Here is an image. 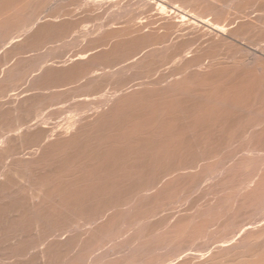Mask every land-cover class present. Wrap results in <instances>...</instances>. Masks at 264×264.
<instances>
[{
    "label": "bare ground",
    "instance_id": "1",
    "mask_svg": "<svg viewBox=\"0 0 264 264\" xmlns=\"http://www.w3.org/2000/svg\"><path fill=\"white\" fill-rule=\"evenodd\" d=\"M75 1H77V0H75ZM80 1H82V0H80ZM115 1H117V0H113V1H111V0H91V3H92V6H95V5L97 6L100 3L104 4L105 6H107L106 4H108L110 6L111 4H113V2L115 4L116 3ZM118 1L119 2L116 3V5H118V6H116L118 11L114 9L115 11H117L116 12L117 15L114 16L115 18H110L111 19L110 22L111 21L112 22L107 26L108 28L106 27L107 30L109 29V31L107 32L108 34L106 33L107 34L106 35L104 32V30H106V29L102 30L106 25L103 28L101 27V31L104 32L106 39L110 40L114 37L115 39L118 38L119 41L117 40L116 43L114 44L115 41H113V40H115V39H112V40H110V42L112 41L113 45H111V43L109 41H107V42H109V44H107V43L102 44L103 48L97 47L95 45L96 47L93 46L94 48H92L90 50L87 49L86 47H84L85 46L84 45L83 47L85 49H87L88 51L86 53H82V54L76 53L74 56L71 55V56H73L72 58H70L71 61L72 62L74 61L76 63H74V65L72 63H70L72 65H69V66L70 67L73 66V67L70 68L71 70L68 68L66 70L71 71V72L68 71L69 79L75 77V80H76V78L78 79V77H81V76L83 78L85 77L86 79L87 78L90 79L89 80L90 82L92 81L91 79H96V80L98 79L97 80L98 82H96V80H93L90 83V86L93 87L96 85L95 88L100 90L101 88H99V87H103V86L107 87V86H105V82H107V81L109 82L110 85H112L109 80H112L111 76H113V73H114V75L115 74H121V73H118L117 71H114L115 69H113V68H112L113 70L111 71V66L109 68H108V66L106 67L110 71L106 70L105 72H101V70L106 69V68H102V67L104 65L106 66L107 63H109L111 65V63L113 64V63L117 62V59L119 58L121 61H119V59H118V63L120 62L121 64L123 63L124 65H126V67L124 65L122 67L126 68L127 73H128V70L132 68L131 66L130 67L128 66L129 64H132L134 66V69H137V70H134L135 73L133 72L136 79L130 80V82L128 81V83H127V80H129V79H127V80L125 79L126 82L124 80H122L123 83H120V82L118 83V81L116 80L117 81L116 87L118 86L119 89H118V87L115 88V85H114L113 88H115V90H117V92L115 94H113L112 96H109V97H108V95H109L108 92H107L108 93L107 95L104 93L105 96H102V94H101V98L98 97V99H100V103L99 102L97 103L95 101L97 104H100L99 106L97 105L98 106V109L96 108L97 110L95 109V111H93V112H92L93 109L90 110L92 113L90 112V114H88L89 116H87L86 114H85L86 116L84 114L80 115L77 113V110H76V113L78 115H80L78 118H75V120L73 119V121H70L69 123H67L68 121H66V126H63L61 128L59 127L60 129L57 128L58 130L54 127L56 130L53 129V132H52L51 128H50L51 130H48L49 129V128H47L48 126H44L43 123H42V125H43L44 129L41 126V124H39L40 127L43 129V130L41 129V131H40V129H39L40 127H38L39 125L35 126L37 120H33L34 122L32 121V123L28 122L29 126L32 125L33 127L34 126L36 127L35 128L36 130L38 129V132L36 131L38 134V135L36 134L37 138H34V141H35V139L37 140V143H36L37 145H35L33 143V145H35L37 147L35 148V146H34L31 148H28L29 153L26 151L27 153H25V154H28V155H25V157H23V153H24V152L22 153L23 149H19L18 150L19 152L14 151V150H13L14 152H11V150L6 148L4 143H6V142L9 143L8 135L6 138L2 137V139H0V158L3 160L2 161L0 159L1 160L0 168L2 167V170H0V196L2 193H4V195L7 194L6 196H8V194H9L8 191H9V189H11V187H10L11 185H12V187L16 186L18 189L22 190L23 186H27V182L30 183V185L27 186V189L29 187L28 194H27V191H24L26 188L24 187L25 189H23L24 193L26 194V197H25V195H23L24 194L23 192H20V195L22 194L24 197H22V195L21 196L16 195L17 190H14L15 192H13V193H15V194H14V197L11 196V199H12V197L15 199V197L18 196V197H16L17 201L13 204L11 203L12 205L11 204H9V205L12 206L13 210L16 211V213H18V214L23 213V215L26 218H29L31 215L34 216V217H31V218H33L31 223L35 224L34 225L35 230L36 229L38 230V228L41 227L39 230L40 233H41V230L43 229L42 227L45 226V224H47V223L48 224L50 223V225H51V222L55 218H57L56 221H58V219H59V221L61 223L63 221L64 224L63 223L62 224L65 225L64 221H69L71 219L70 218L69 220H67L65 218L73 217L74 212L76 213L75 216L77 215V217H78V215H81L83 217V220H84V222H83L84 225H87L85 227V231H84V235L86 236V238H85V236H83V235L82 236L87 240V242H91V243L85 242L86 244H83V245L80 244L83 241V237L82 238L80 237L82 240L79 244H77L79 246L78 247L73 246L74 248H77V251H78V254L74 255V259H76V260H72V262L71 263L69 262V264H97V263L99 264V262L100 263L102 262L103 257H105V259L104 258L103 259L105 260V262H107L106 254L101 255L102 254L101 253L102 248L101 249L99 248L100 246L102 247L101 241L102 242L105 241L104 239H106V238H116L117 236L120 237L121 234L126 235V233L128 234L129 232H132V231L136 232V234H133V235H135L134 239L135 238L136 239L135 240L133 239L134 241L132 243L136 242L134 244H137L138 240L141 241V244H140V242L138 244H140V247L142 246L143 249H146L143 247V245L145 247L147 246L149 253H147V251H146L145 253H147V255H145L142 251H139V253H140L139 254L140 256H139V255H137V252L132 247L133 250L135 251V254H136L135 256L131 257L132 259H130L129 257L128 258L123 257L124 260L121 259V261L119 260L117 262L115 260L118 259L117 257L119 255H117L118 253H116V254L114 253L117 256L113 257L114 262L112 260L109 262L110 264H264V147L262 148V145H264V65L263 64L261 65L260 64L261 62H260L259 64L261 66L260 65L258 66L255 64L256 65V67H255V66H253V63H255L254 62L255 60H254L252 62V66L249 65V61H248V66L253 67V68H248V66L243 67L244 64L237 62V61H235V62L233 61L234 57H235L234 55H233L234 57L232 60L234 62L233 63L232 61H229V59L227 60L226 59L227 57L225 58V56L222 55L223 53H221L223 48H225L224 47L225 44L228 45V43H230L229 45H231V43H232L233 46H234V44L238 45L239 41L241 43V41L244 38H245V41L247 42L246 39H248V38L242 37L243 38L242 39L241 35L245 34V36H246L247 32L251 33L249 31H252L254 29L257 30V27H260L262 30H264V12L263 11L259 12L257 10L251 11L249 9V7L251 5L249 7H246L249 4H251L253 2V0H244L245 2L242 0L243 3H242V1L239 0L240 3H242L241 5L239 4V6H238L239 8H241V9L238 8L239 11L242 12L248 8L251 12L247 13V11L245 10L246 12H244V13L240 12V14H239L238 13L239 11L236 10V12L238 11L237 13L239 14V16L238 15H237V17L234 16L235 18L231 19L232 21L229 19V23L228 24L225 23V25H223L220 23L222 20L219 22L216 19L218 16L217 17L215 16L216 14L221 15V13L223 11L221 13H218V11L221 10L223 7L221 9L218 8L219 10L215 8V10H217L216 14H215L216 11L215 12L213 11L215 15H213L211 13L212 11L210 10V14H212L214 18L216 17L215 18L216 20H214V21H210L211 19L207 20V18H205L204 16H201V15H200V17L199 16L196 17L195 15H197V14L194 15L191 13L192 11L191 12L186 11L187 7H185L184 5L187 3H191V2L193 3L195 0H171L169 2L166 1L167 2L166 7L162 6L163 3H162V5H160L159 0H158L159 3H157L156 0H118ZM210 1L215 2V0H210ZM39 2L40 1L38 0V3ZM47 2H48V4H47ZM51 2H55V0H49L46 2L44 0V2L42 4L44 6V3H46L47 5L50 6ZM64 2H66V1H64ZM72 2H74V1H72ZM166 2H164V4ZM195 2L197 3V0ZM221 2L217 1L216 3L218 4ZM224 2H226V1H224ZM33 3L34 2L32 0H0V16H1L0 19L3 17L0 21V27H1V29H4V30L6 29L7 31H12V32H10L11 34L15 33L14 36L11 35L10 38H8L9 35H8V37L4 36V34H2L4 32V30H3V32L1 30L2 33H0V36L3 35L1 37L8 38L7 40L2 38V40H5L4 42L2 41L4 44L3 43L0 44V45H3V48H4V49L2 48L3 50H5L6 47L8 48L13 43L14 44L18 43L19 40H17V39L19 38V36L26 38L25 36H23V35H26L28 38H30V39H27L26 41H29V40L31 41V38H35V40H36V38H37V40L41 39L40 36H42V35H44V37H42V38L45 39L47 35L52 34L51 37L54 36L55 32H58L61 34L65 33V31L63 32V30H62L64 28V26L62 25L63 23L61 24V26H59L60 24L58 25V23L55 24L53 22V19H54L53 17H51L52 22L50 20L51 23H49V19L46 18L47 15L44 17V16H41L40 14L39 15L35 14L37 16L36 17L34 14H32V12H33L32 7H35L37 5V3H34L35 5H33ZM177 3H178V5H177ZM183 3H185V4H183ZM196 3H194V4L195 5L198 4V7H199V3H197V4ZM207 3L210 4V2H207ZM235 3L238 4L237 1ZM75 4H76V2H75ZM217 4L214 3L213 5L208 6V8L211 9L213 6H215ZM222 4H223V2H222ZM76 5H78V4H76ZM104 5H102V6H104ZM188 5H186V6H188ZM191 5L192 4H190V6ZM234 5L235 4H233V6ZM63 6H64V4H63ZM202 6H203V4H202ZM233 6H231V7H233ZM27 7H31L30 13H29V10L28 11L25 10V12L26 13L28 12L29 14H32L34 16L33 20L30 19L31 21L27 19L28 17L30 18V15H27L28 16L27 17L26 13L25 14L23 13L24 9H30ZM48 7L46 9H48ZM72 7H73V5H72ZM74 7H76V6H74ZM108 7H106V8H108ZM184 7H185V9H184ZM218 7H220L219 4H218ZM253 7H254V5H253ZM256 7L258 9V6H256ZM262 7H263V5H262ZM36 8H38V7L36 6ZM63 8H65V7H63ZM67 8H68V6H67ZM80 8L78 10H80ZM97 8H99V7H97ZM191 8H193V7H191ZM259 8H261V6ZM51 9H52V7H51ZM57 9H59V7ZM74 9H76V8H74ZM81 9H83V8H81ZM226 9H228V8H226ZM235 9H237V6L234 8V10ZM55 10H52V12ZM84 10H85V8H84ZM86 10H88V9H86ZM90 10L92 11V9H90ZM107 10L105 9L104 12ZM194 10L195 9L193 8V11ZM207 10L209 11V9H207ZM207 10H205V12ZM224 10H225V8H224ZM231 10H232V8H231ZM231 10H229L228 13L231 12ZM56 11H57V13L59 12L58 10H56ZM198 11H200V10H198ZM198 11H196V13H198ZM202 11H204V10H202ZM38 12L39 13L41 12V8ZM78 12L76 13V15L78 14ZM34 13H36V12H34ZM48 13L51 14V11ZM59 13H61V10ZM62 13H63V11H62ZM21 14H22V16L25 15L26 18H23L21 16ZM41 14H42V12H41ZM79 14L81 15V13H79ZM98 14L100 16V13H98ZM103 14L105 15V13H103ZM112 14H113V12H112ZM203 14H205V16H208V17L210 15V14L206 15L208 13H203ZM57 15H59V14H57ZM104 15H102V17ZM222 15H223V13H222ZM15 16H16V18H15ZM17 16L18 17L21 16L23 19L21 17H20V19H22L23 22ZM52 16H54V15H52ZM68 16H70V14H68ZM56 17L58 18V16H56ZM65 17H64V19H65ZM90 17H91V15H90ZM92 17H93V15H92ZM92 17H91V19H92ZM112 17H113V15H112ZM45 18H46V20H48L47 23L44 22ZM69 18H71V17H69ZM95 18H97V17H95ZM107 18H108V16H107ZM232 18H233V16H232ZM24 19H27V22H29V23L28 24L24 23V22H26V21H24ZM100 19H102V18H100ZM120 19L123 21H120ZM73 20L74 19H72V21ZM81 20H82V18L78 21L79 22L78 24H81L80 23ZM117 20L120 21V22L119 21L117 22L118 25H117V23H115V21H117ZM212 20H213V18H212ZM43 22H44V24H42ZM61 22H63V21H61ZM68 22H69V20H68ZM68 22H66V23H68ZM71 24H73V23H71ZM102 25H103V23H102ZM66 26H67V24H66ZM81 26H82V24H81ZM66 28L67 27H65V29ZM80 28H83V27H80ZM260 28L258 29V31H260ZM70 29H71V33H73L72 32L73 30H76V29H72L71 26H70ZM195 29L196 30L200 29V31L201 30L202 31L200 33L198 30L199 33L197 32L198 33L197 34V33H195ZM6 30H5V32L8 34L9 32H7ZM99 30H100V28H99ZM193 30H194V32H193ZM95 31H98V29H96ZM29 32L32 33L30 35L31 37L28 36L30 34ZM262 32H264V31H261L260 33H262ZM6 33H5V35H7ZM16 33H19L20 35L19 34L17 35ZM81 33H83V32H81ZM86 33H87V31H86ZM255 33H256V31H255ZM76 34H77V31H76ZM94 34H96V33L93 32V38H95V41H97L96 37H94ZM104 34L102 33V35H104ZM256 34H258V32ZM262 34H261V36H262ZM80 35H82V34H80ZM86 35H85V37H86ZM90 36L92 39V35H90ZM96 36L98 37V35H96ZM261 36H260V38H261ZM47 37L48 38H46V39H52L49 36H47ZM75 37H77V36H75ZM75 37L73 38V41H75L74 40ZM79 37L80 36L78 35L77 38H79ZM87 37H88V35H87ZM99 37L101 38V34L99 35ZM108 37H110V38H108ZM253 37L254 36H252V40H253ZM105 38H104V40L106 41ZM91 39L89 38V40H91ZM238 39H242V40H238ZM256 39H258V38H254V40H256ZM35 40H34V42L36 44L37 41H35ZM41 40H43V39H41ZM41 40H39V42H37L38 45L46 43L45 40H43L44 42L43 41L41 42ZM71 40H70V43L72 45ZM54 41H57V40H54ZM64 41H65V39H64ZM76 41H78V39ZM105 41H104V43H105ZM250 41L251 40H249L247 43H250ZM29 42H27V43H29ZM34 42H30L29 44L31 45ZM40 42H41V44H39ZM60 42H62V41H60ZM79 42H81V44H82L83 41H79ZM79 42H78V44H79ZM86 42L90 44V41L88 42V40H87ZM22 43H20V44H22ZM52 43H55V42H52ZM73 43H75V42H73ZM247 43H246V45H247ZM35 44H32L31 46H34ZM99 44H98V46H101V44L100 45ZM38 45H35V46H38ZM51 45L52 46L54 45V47L56 45L59 46L58 43L56 45L55 44H51ZM63 45L64 44H62V46ZM66 45H68V44L66 43ZM73 45L75 46V44H73ZM73 45H72V47H73ZM236 45L232 48L238 47ZM14 46H16V45H14ZM58 46H56V47H58ZM60 46H61V44H60ZM240 46L242 47V45H240ZM255 46H257V45L255 44ZM56 47H55V49H56ZM88 47H89V45H88ZM243 47L241 49H243ZM14 48H16V47H14ZM47 48L50 49V47H47ZM59 48H62V47H59ZM98 48H100L102 51H100V49H98ZM226 48L224 50H226ZM248 48H246V49L248 50ZM261 48L263 49L264 45H262ZM25 49H27V48H25ZM30 49H31V47H30ZM251 49L254 51V52L251 51V53L256 54V52L260 53V51H262L264 54V51L260 50L259 46L251 48ZM84 50H82V51H84ZM232 50H234V49H232ZM11 51H15V50L13 49ZM39 51H40V49H39ZM235 51H237V50L235 49ZM23 52H26V50ZM31 52H33V51H31ZM43 52L40 54L42 55ZM46 53H49V52H46ZM224 53H225V51H224ZM251 53H249V54H251ZM36 54L37 53H35L34 55H36ZM232 54H233V51H232L231 55ZM245 54L247 55V53H245ZM245 54H244V56H245ZM21 55H23V54L21 53L20 56ZM242 55L240 54L239 56H242ZM251 55H248V56H251ZM28 56H29V54H28ZM38 56H39L38 58H40V55H38ZM222 56H224V58H222ZM11 57H13V56H11ZM11 57H9V59ZM50 57H52V56H49L48 58H50ZM262 57H263V55H262ZM59 58H61V56H59ZM242 58H243V56H242ZM19 59H17V60H19ZM28 59L26 61H29ZM36 59L37 58H35L34 61ZM42 59L44 61H42L43 63L40 62L42 65L39 64L40 65L39 69L42 67V71L44 69L48 70L47 68H45L46 65L44 63V62H47V60H45L46 58L45 59L41 58V60ZM67 59L70 60L68 57H67ZM246 59L248 60L249 58L247 57ZM257 60H258V58L256 59V61ZM9 61H6V62H9ZM23 61L25 62L24 59H23ZM34 61H33V63H35ZM38 61H40V60L38 59ZM238 61H241V60H238ZM12 62H13V60H12ZM14 62H16V61H14ZM51 62H52V60H51ZM20 63H21V65L23 64L22 61ZM57 63H58V66H60L59 64L62 62H60V63L57 62ZM13 64H12V66H13L12 70L15 67L18 68V66L20 65L19 64L16 66V64H18V62L15 65H13ZM30 64H32V62H30ZM30 64H29V66H30ZM50 64H52V63H50ZM101 64L102 65L104 64V65L102 66ZM121 64L119 67L117 66L118 69L121 67ZM7 65L8 64H6V67H7ZM21 65L19 67H21ZM35 65L33 68L37 67ZM99 65H100V67L101 66L102 67L101 68L99 67L100 69H97ZM25 66H26V64H25ZM61 66H63V65L61 64ZM114 66H115V64H114ZM114 66H112V67H114ZM8 67H9V65H8ZM47 67H49V65H47ZM65 68H66V65H65ZM65 68L62 67V69H65ZM124 68H122V69L120 68V70H118V71L123 72L122 70H124V73H125L126 70ZM60 69H59V71H60ZM5 70H6V72H9L10 74L12 73V72L8 71V69H5ZM26 70H29V69H26ZM26 70H24V71H26ZM98 70H100V72H98ZM31 71H29V74L31 73ZM35 71H36V69H35ZM52 71H53V69H52ZM1 72H5L4 69H2ZM17 72L19 73L18 69L15 70V72H13L12 75L15 76V73L18 74ZM60 72H63V71L61 70ZM60 72H58V73H60ZM43 73L46 74V72H42L41 74L43 75ZM10 74H7V75L10 76ZM20 74H21V70H20V73L18 75H20ZM12 75L10 77H13ZM62 75H64V73H62ZM8 76L5 78V80L11 79L12 81L9 80V83H7L10 85L11 82H13L11 84H14V82L16 81V79L18 77L19 78L22 77L20 79H23L24 75L18 76L17 78H14V77L9 78ZM27 76H28V73H27ZM32 76L35 77L34 75H32ZM46 76L49 77V75H46ZM102 76L106 79V80L105 79L102 80V81H104V83H102L104 85H102L101 82L99 83V80L102 79ZM125 76H126V74H125ZM125 76H123V77H125ZM128 76H130V75H128ZM54 77H56V76L54 75L53 78ZM65 77H67V76H65ZM68 77L66 78V80L68 79ZM115 77L116 76H114V79L117 78V77L116 78ZM119 77H121V76L119 75ZM123 77H121V78H123ZM27 78L25 79V81L27 80ZM40 78H41V76H40ZM99 78H101V79H99ZM127 78H130V77H127ZM131 78H132V76H131ZM0 79H2L1 76H0ZM13 79H15V81H13ZM20 79H17V81H22ZM35 79H36V77H35ZM59 79H60V77H59ZM79 79H81V78H79ZM36 80H38V79H36ZM44 80H46V79H44ZM49 81H51L50 83L52 85L54 84V82L52 83V81H54L53 79H51ZM49 81H47L46 85L48 84ZM57 81H55V82H57ZM62 81H64V80H62ZM0 82H1V80H0ZM3 82H5V81H3ZM7 82H8V80H7ZM31 82H33V80ZM87 82L88 81H86V83ZM35 83H37V82H35ZM44 83H45V81H44ZM56 84H59V83L57 82ZM68 84H66V85H68V86L71 85L70 83H68ZM79 84H80V82H79ZM79 84H78V88H79ZM88 84H89V82H88ZM1 85H2V83L0 84V86ZM24 85H25V83H24ZM40 85H42V83H40ZM43 85H45V84H43ZM49 85H47V86L49 87ZM75 85L77 86V83ZM22 86H21V88H22ZM68 86L65 87V90L68 88ZM86 86H87V84H86ZM125 86H127L128 88H125ZM12 87H11V89H12ZM25 87H26V85H25ZM29 87H32V86L30 85ZM33 87H36V86L34 85ZM46 87H44V88H46ZM53 87H55V86H53ZM59 87H61V86H59ZM59 87H57V90ZM70 87H72V86H70ZM1 88H0V90L2 92L0 91V97H2V98H0V99H3L4 95L7 96L6 93L8 92L10 94V96L12 94V97L8 96V97H10L8 99L9 103L11 101L15 102L14 99H16V97H14V96L17 95L18 91L16 92V94H14V93H11L12 91L10 92L8 89L3 90V88L2 89ZM80 88H82V87H80ZM17 89H19V88H17ZM46 89H48V88H46ZM71 89H72V91H73V89L75 90V88H73V87ZM89 89H91V87H89ZM89 89H88V91H89ZM25 90H26V88L24 89V91ZM38 90H40V87ZM51 90H54V89L51 88ZM79 90H78V92L80 93ZM99 90H98V92H99ZM103 90H104V88H103ZM43 91H42V93H43ZM62 91H60V92H62ZM81 91H82V89H81ZM33 92H34V90H33ZM66 92H67V94H69L68 91H66ZM85 92H87V91H85ZM92 92H94V91H92ZM112 92H115V91L112 90ZM57 93L59 94V92H57ZM89 93H91V91ZM96 94H97V92H96ZM22 95H23V93H22ZM54 95H56V94H54ZM54 95H52V98H54L53 97ZM61 95H63V94H61ZM72 95H74V94H72ZM98 95H99V93H98ZM65 96H67V95L65 94ZM17 97H19V96L17 95ZM75 97H77V96H75ZM19 98H17V99H19ZM58 98L59 99L55 98L53 100L55 101L57 99V101H59L61 99L60 96ZM70 98H68V100ZM79 98H80V101L83 100V99L81 100V98H83V96L82 97L79 96ZM35 99L36 98H34V100ZM66 99H67V97H66ZM90 99H92V98L90 97ZM98 99H97V101H98ZM8 100H7V102H8ZM44 100H46V99L44 98ZM48 100L52 101V99H50V98ZM5 101H2V102H5ZM57 101H56V104L58 103ZM87 101L83 102L82 105H80L81 107H84L83 111L80 110L81 113L86 111V109H88V105H87L86 109L84 106V103L88 104ZM2 102H1V105H2ZM52 103L53 104H51V105H54V102H52ZM79 103H81V102L78 101V104ZM93 103L89 102V104H92V105H93ZM43 104L46 105V103H43ZM74 104H75V102H74ZM3 105H4V103H3ZM15 105H13V107ZM51 105H50V107H52ZM6 106H4V107H6ZM42 106L40 107V104H39V109L49 107V105L48 106L46 105L45 107H42ZM25 107H27V106L25 105ZM28 107H31L30 104L28 105ZM9 108L10 107H8V109ZM16 108H20V107L16 106ZM60 108H62V107H60ZM76 108H77V106H76ZM10 109H13V108H10ZM50 109H52V108H50ZM77 109H79V108H77ZM25 110H27V108ZM36 110H38V109H36ZM3 111H5L4 108H3ZM23 111H20V112L22 113ZM29 111H30V109H29ZM6 112H8V111H6ZM87 112H89V110H87ZM16 114H19V113H16ZM8 115H10V114H7V116ZM13 115H14V113H13ZM35 115H33V116H35ZM33 116H31V117H33ZM74 116L76 117L77 115H74ZM2 117H1V119H2ZM10 117H12V116H9V118ZM18 117L20 118V116H18ZM18 117H16V118H18ZM31 117H29V118H31ZM35 118H36V116H35ZM28 119H26V121ZM70 119H72V118H70ZM21 120L24 121V119H21ZM12 123L14 124V122H12ZM1 124H2V122L0 121V125ZM18 124H21V123H18ZM33 124H35V125H33ZM51 125H53V124H49V126H51ZM14 126H12L13 127L12 130L14 129ZM24 126H22L23 128L18 127V129H14V131L16 130L15 134L11 133L13 131H11L10 128L9 129L11 132L10 131L9 132H10V134H13L16 136H18V134L21 132L20 133V134H22L21 137H23L24 135L27 136L28 133L25 132L26 133L25 134L23 132L24 133L23 134L22 129H23V131H25L27 128L29 129L30 127H28L26 125L27 126V127L25 126L26 129H24ZM60 126H62V125H60ZM258 128L260 129V131H257ZM4 129H3V133H4ZM30 129H29L30 132L33 131V129H31V130ZM241 129H242V131L244 129L247 130V131L245 130L246 132L245 131L242 132V133H244V134H242L244 136H242L240 133V135L242 137H245V135H247V137H245V138H248V136H249L248 134L251 133L250 134L251 136H249V140H248L249 142L246 139V141L251 146L261 145V148H257L258 146L247 148L246 147L247 145L245 144V138L241 139L244 142V145H246L245 148L242 147L243 143L239 140L241 137L238 138L239 141L235 139V136L237 138V135L239 134V131H241ZM29 131H27V132H29ZM9 132H7V133H9ZM1 133L2 132L0 131V134ZM5 133H6V131H5ZM20 134H19V136H20ZM1 135H0V137H1ZM31 137H32V135H31ZM222 137H226L227 139L224 138L226 141L221 139ZM9 138H10V136H9ZM232 138H234L238 143L233 144L232 142L235 140L234 139L232 140ZM29 139L30 138L28 137V140ZM22 140H24V139H22ZM20 141H18V142H20ZM236 141L234 143H236ZM27 143H29V141ZM226 143H227V145L225 146L224 144H226ZM228 143H232L230 145L231 146L233 145L232 146L233 148ZM239 143L242 145L240 146ZM234 145H235V148H234ZM236 145H238V146H236ZM20 146L22 147V145H20ZM13 148H15V147H13ZM9 162H11V164ZM14 164L18 165V167H21V165H22L23 168L22 169L20 168L21 170H18L17 166L15 165L16 166L15 167ZM31 166L36 167L38 169L30 168ZM13 168L15 170H13ZM44 169H49V171L46 170L47 171L46 172ZM34 170H36V172ZM11 171L12 172L16 171V172H14V176L12 175V177H10V176L7 177V175H10L9 173ZM40 171H43L44 173L38 174V172H40ZM40 173H42V172H40ZM124 174H125V176L130 177V179L124 177L123 176ZM15 175H17L19 177V179H17V177L15 178ZM121 175L124 178L121 177ZM120 177L122 178V180L126 179L127 181L126 180H125V182L121 181ZM8 178H10V179H8ZM13 178H15L17 180L16 181L14 180L15 182H12ZM23 179H25V181ZM22 181H24L26 183V185L24 182L22 184ZM6 186H8V188L9 187L10 188L8 189ZM20 186H21V188H20ZM16 187L15 188L13 187V188L16 189ZM18 191H20V190H18ZM11 193H12V189H11L10 194ZM11 195H13V194H11ZM3 196H1V197H3ZM195 196H197V197H195ZM205 196L208 198V200H206L207 198ZM5 197H3L2 199L4 200ZM19 197L21 199H19ZM8 198L9 197H7V199ZM142 198L143 199L145 198L144 201L146 200V202H147V200H149V202H147L148 206H146L147 205L146 202L142 201L143 200ZM202 198L203 199L206 198L204 203H203L204 200L202 201ZM137 199L138 200L142 199L140 201H142L144 203V205L141 204L139 201L137 202ZM199 200H201L202 203L200 202V204H199L198 203ZM7 201H5V202H7ZM3 205L5 206V204H3ZM7 205H8V202H7ZM119 205H120L121 209H123L125 205L126 206L131 205L132 206L131 209H133V210L130 213V209H129V214H130L129 215L128 213L125 212L127 210V208H129V207H127L126 210L124 209L125 210L124 211V210H121L120 207H118ZM116 207H118L120 210L115 209L116 210V212H115L114 208H116ZM2 208H3V206H2ZM5 208H6L5 210H7L6 213L9 211H12L11 209H7V207H5ZM8 208H9V206H8ZM68 211L69 212L74 211V212L71 213L72 215L66 216L65 213L66 212L68 213ZM1 212H2V209H1L0 213ZM3 213L4 212H2V214H0V219L2 218ZM13 213L15 214V212H13ZM124 213L128 214V215H125ZM160 214H164V224H162V225H161V223H163V219L161 218ZM21 215L19 216L20 218L18 217L19 219H21V217H22ZM158 215L162 221H156L155 220V222H153L152 220H154L155 218L157 219ZM127 216H129V217H127ZM25 217L22 219L24 220ZM84 217H85V219H84ZM160 218H158L157 220H159ZM11 219H12V217H11ZM22 219H21V221H22ZM80 219L81 218H79V220ZM7 221L9 222V220H7ZM15 221H16V224H18V223H19V225L22 224V222L20 224V220H18V219ZM26 221L28 222L27 219H25L24 222H26ZM56 221L53 223L55 224V226L56 225L59 226L58 222H56ZM146 221H148V222L151 221V222H149L150 225L147 227L149 230V233L146 234V232H145L144 233L146 235L145 236L144 234L142 235L141 231H140V233L138 234L139 236H136L137 232L140 230V228L143 230L144 226H142V225ZM2 222H3V224H0V225H4V221H2ZM5 222H6V220H5ZM8 222H7V224H8ZM12 222H14V221L12 220ZM12 222H11V224H12ZM148 222H146V224ZM119 223H120V225H122V227H124L123 225H127V229H125L126 227H124L123 230H121V228L119 229L120 226H118V225H117L118 227H114L116 224H119ZM13 224H12V226L15 225V224L14 225ZM79 224L81 225V223L78 220H74L72 224H71V221L69 223H66V227L71 226L72 229H71V227L68 229L69 230L71 229L70 231L75 232V231H77V228H78V231L80 230ZM19 225H18V228L19 227L21 228V226H19ZM22 225L24 227H26L24 224H22ZM26 225H28V224H26ZM4 226H6V225H4ZM9 226H11V225H9ZM28 226H30V225H28ZM57 226L55 227L56 229H57ZM75 226L76 227L79 226V227L75 228ZM6 227H4V228L2 227V228L5 229ZM11 227L8 228L9 230L7 228L6 229L8 231H10ZM15 227H12V228L15 229ZM50 227L49 228L44 227L45 231L44 230L43 231L45 232L46 237L43 236V238H42L43 240H40V241L43 242L46 240L47 242L48 241L50 242L52 240H55V238L58 241L62 239L60 237L62 235H64V233L62 234V231L64 230V229H62L63 226L61 227L62 231L61 230L58 231V234L55 230H53V228H54L53 225H52V230H49ZM2 228H0V229L2 230ZM147 228H145V229H147ZM21 229H20V231L22 232ZM24 229L25 228H23V232L25 233V231L27 229H25V230ZM28 229H29V227H28ZM74 229H76V230H74ZM33 230H32V232H33ZM57 230H59V228ZM148 230H146V231H148ZM2 231H4V230H2ZM13 231L12 232L10 231V232L12 234L16 232V231L15 232H13ZM20 231H19V233H20ZM53 231L56 233H53ZM70 231H68V232H70ZM10 232H9V234H10ZM50 232H51V234L52 233L53 234L51 235ZM65 232H67V230ZM0 233L3 235V236L1 235V237H4L5 236L4 234H8V233H6V231H4V234L2 232H0ZM26 233L28 235V232H26ZM15 234H17V232ZM15 234H14V236L16 237ZM49 234H50V236H49ZM65 234H67L66 236H68V233H65ZM73 234H75V233H73ZM140 234L142 235L141 237H140ZM133 235L131 234V236H133ZM154 235H156V237ZM19 236H21V233L18 235V237ZM77 236H79V234ZM77 236H75V237H77ZM41 237H42V235H41ZM121 237H123V235ZM4 238H6L5 239V241H6L8 236L4 237ZM10 238H11V235H10ZM69 238H67V239H69ZM128 238L130 240V238H133V237H128ZM128 238L126 239L127 241H128ZM151 238L155 239L156 241H153ZM201 238H203V239L205 238V240L206 239H208V240L205 241L202 239L203 241H205V244H204V242L201 240ZM12 239H14L13 236H12ZM21 239H22V237H21ZM26 239H27V237H26ZM75 239L76 238H74V240ZM199 239L202 241V242L200 241V243L204 244V245L202 244V246H203L202 249H201L202 246L199 247V245H201V244H199ZM8 240H10V239H8ZM69 240H71V239H69ZM196 240H198L197 241L198 246L196 245V247L200 250H198V249L193 250L194 247H192V246L195 244L190 245L194 241L196 243ZM23 241H25V240H23ZM30 241L32 242V240H30ZM55 241H53V245L50 242L51 245H49V246H51V248L54 247V245L58 246L59 244L62 243V242L61 243L59 242L56 244ZM107 241H108V239H107ZM112 241H114V239ZM16 242L17 241L14 242L15 245H16ZM21 242L19 245H21ZM31 242H30V244H32ZM35 242L33 243V245L36 244ZM67 242H68V240H67ZM2 243H4V240H3V242H1V244ZM25 243H26V241H25ZM44 243H42V244L45 245L46 243L45 244ZM65 243H63L64 246H62V247L60 245V249L65 248V245L67 244V243L66 244ZM105 243H107V242H105ZM115 243H119V241L118 242L116 241ZM121 243H122V241H121ZM187 243H189L188 244L189 248L192 247L191 249L187 248V246H186ZM24 244L22 243V246ZM26 244L29 245L28 243H26ZM119 244H117L116 247ZM122 244H125V241ZM134 244H132V246H134ZM11 245H12V243H11ZM19 245H17V246H19ZM70 245H74V244H70ZM112 245L113 244H111V246ZM126 245H128V244H126ZM9 246H6V247L8 248ZM29 246L32 247L33 249H35L36 247L38 248V245L35 248L31 245H29ZM67 246H68V244L66 245V247ZM129 246H130V244H129ZM129 246H126V247H129ZM1 247H0V249H1ZM13 247H14V244H13ZM42 247H44V246H42ZM73 247H72V249H74ZM113 247H111V248H113ZM120 247H119V251H120ZM159 247L162 248V252L165 251L166 253L164 252V254L163 253L160 254L159 252H161V251H159V250H161V249L158 250ZM10 248H12V247L10 246ZM32 248H29V249H32ZM49 248H48V250H49ZM68 248H69V246H68ZM122 248H124L123 245H122ZM136 248H137V246H136ZM164 248H165V250H164ZM3 249L4 248L2 247V250ZM16 249H17V247H16ZM16 249H15V251L17 252L18 249L17 250ZM26 249H27V247L23 250L25 251ZM29 249L26 252H28ZM46 249H47L46 247L40 249V250H42L40 253L43 254L44 251L47 252L48 250L46 251ZM128 249L129 248H126V251ZM137 249L140 250L141 248L138 247ZM8 250H11V249H8ZM23 250H21V253L22 252L24 253ZM35 250H37V249H35ZM67 250H69V249H67ZM133 250H132V254H133ZM5 251H6V254H5L4 258L6 259V255L8 252L6 249H5ZM98 251H100V252H98ZM115 251H117V250H115ZM156 251H158V252H156ZM56 252L58 255H60V253L57 250H56ZM60 252H62V251H60ZM74 252H76V251H74ZM130 252L131 251H129L126 254H129ZM17 253L15 254V256L17 255L19 257V255H21V254L18 253L19 254L18 255ZM103 253H106V251L105 252L103 251ZM122 253L124 254V252L121 251V254ZM141 253H143L144 256H142ZM206 253H208V256L205 255ZM36 254H37V252H36ZM57 254H55V258L56 257L59 258V256ZM112 254L113 253H110V256H112ZM123 254H122V256H123ZM49 255H50V253H49ZM49 255H47V256H49ZM61 255H63V254H61ZM66 255H68V253ZM9 256H11V255H9ZM13 256H14V253H13ZM39 256H41V255H39ZM42 256H41V258H42ZM50 256H49V258H50ZM138 256H139V258H135ZM65 257H63V258L65 259ZM119 257L121 258V255ZM55 258H53V259H55ZM66 258L68 259L69 257H66ZM113 258L111 257L110 259H113ZM115 258H117V259H115ZM14 259H12V260H14ZM20 259H21V257H20ZM67 259H65L66 261L65 260L61 261L62 260V258H61V260L58 262H59V264H68ZM128 259H130V260H128ZM12 260L10 258V262ZM17 260H19V258H17ZM38 260H39V258H38ZM57 260H59V259H57ZM1 261H2V259H1ZM6 262H8V261H6ZM45 262L47 263L48 260H46ZM111 262H113V263H111ZM0 264H1V262H0Z\"/></svg>",
    "mask_w": 264,
    "mask_h": 264
},
{
    "label": "rangeland",
    "instance_id": "2",
    "mask_svg": "<svg viewBox=\"0 0 264 264\" xmlns=\"http://www.w3.org/2000/svg\"><path fill=\"white\" fill-rule=\"evenodd\" d=\"M32 1H33L34 3H37L36 6L39 8V9L36 8V6H35V7H32V10H33V12L31 11L32 14H34V15H35V14H36V15H39V14H40L41 16H44V17L47 15L46 18L49 19V23L52 22V18H51V17H53V18H54V19H53V22H54L55 24L58 23V25L60 24L59 26H61V24L63 23L62 25L64 26V28H63L62 30H63V32L65 31V33H62V34H61V33L55 32V35H56L57 37H56L55 35H54L55 37H54V36L51 37L52 34H51V35H47V36L51 37L52 39H46V38H48L47 36H46V38L44 39V38H42V37H44V35L40 36L41 39L45 40V42H46L47 44H46V43H45V44H44V43L41 44V42H42L43 40H41V39H38V40H37V38H36V40H35V38H31V41L29 40L30 42H34V40L37 41V42H39V40H41V42L39 43V44H41V45H38L37 42H36V44H35V42L32 43V44L38 45L39 47H38V46H35V45H34L35 47H34V46H31L32 44L30 45V44H29L30 42H29V41H26L27 39H30V38H28L26 35H23V36H25L26 38H24V37H20V36H19V38H20L22 41L18 38V39H17V40H19L18 43H15V44L13 43V44L16 45V46H14L13 44H11V45L8 47L10 50H9L7 47L5 48V50H3V49H4V48H3V45H0V49H1V50H0V55H1V56H0V61H1V62H0V76H1V78H2V79H0V80H1L0 84L2 83V85L0 86V88L2 87L3 90L8 89L10 92L12 91L11 93H14V94H16V92L18 91V92H17V95L20 97V98L17 97V95L14 96V97H16V99H14L15 102H14V101H13V102L11 101V102L9 103V100H8V99H9L10 97H12V94H11V96H10V94H9L8 92H7V93L5 92V93L7 94V96L3 94V95H4V98H3L4 100H3V99H0V111L2 112V111H3V108H4V110H5V111H3L2 113L0 112V119H1V117L4 115L0 121L2 122L3 125L6 123V124L4 125L5 127H4L2 124L0 125V131L2 132V133H1L2 135L0 134V135H1L0 139H2V137H5V138H6L7 135H8V141H9V143H7V142L4 143V144H5V147L8 148L9 150H11V152L18 151L19 149H23V151L21 150L22 153L24 152V153H23V157H25V155H28V154H25V153H27V152L29 153V149H28V148H31V147H34L35 145H37V144H36V143H37V140L35 139V141H34V138H37V135H38V134H37L38 129L36 130V129H35V128H36L35 126H37V125H39V124H41L42 127H43V125H44V126H48V127H47V128H49L48 130H51V129H52V132H53V129L56 130L57 128L60 129V128L63 127V126H66V121H68L67 123H69L70 121H73V119L75 120V118H78L80 115H83V114H84V115L86 114L87 116H89L88 114H90V112H91L90 110L93 109V110H92V112H93V111H95L96 108L98 109V106L100 105V104H97L98 102L100 103V99H98V97L101 98V94H102V96H105V94L107 95V94L109 93L108 97H109V96H112L113 94H115V93L117 92V90H115V88L118 87V86L116 87V83H117V81H118V83H119V82H120V83H123L122 80H124V81L126 82V80L129 79V80H127V83H128V81L130 82V80H135L136 77H135V75H134V73H135L134 70H137V69H134V66H133L132 64H129L128 66H129V67L131 66L132 68H131V69L128 68L129 70H128V73H127L126 68L122 67L124 64H123V63L121 64V63L119 62V63L121 64V67H120V68H121V69L124 68V69L126 70V72L124 73V70H122L123 72L118 71V70H120V68L118 69V67L120 66V64L118 63V59H119V58L117 59V62H115V63H113V64L111 63V65H110L109 63H107L108 65L105 63L106 66L103 64V65L105 66V67H104V66L101 64V65L103 66V67L101 66L102 68H106L107 66H108V68H109V67L111 66V71H112L113 69H115L114 71H117L118 73H121V74H115V75H114V73H113V76H111V77H112V78H111L112 80H109L110 83H111L112 85H110L109 82L107 81V82H105V86H107V87H104V86H103V87H99V88H101L102 90H103V88H104L103 91H102L101 89L99 90V89L95 88L96 85L93 86L95 89H94L92 86H90V83H91L93 80H96V79H91L92 81L90 82V81H89L90 79L87 78V79H88V80H87L85 77L83 78V77L81 76V77H78V79L76 78L77 81L79 80V81L77 82V81L75 80V77H74V78H70V79H69V77H68V76H69V75H68V71H70V70H71L70 68L73 67V66L70 67L69 65H72V64L74 65V63H76V62H74V61L72 62L70 58H72L76 53H77V54H80V53H81V54H82V53H86V52L88 51L87 49L90 50V49H92V48H94V47H96V46H97V47H102V44H106V43L109 44L110 40L115 39L114 37H113L112 39H110V40H109V39H106V38H105V34L109 31V29L107 30V28H108L107 26L112 22V21L110 22V20H111L110 18H115L114 16L117 15L116 12H117L118 10H117V7H116V6H118V5H116V3L119 2L118 0L115 1V2H116L115 4H114V2H113V4H111V3H112V2H111V3H110V4H111V5H110L111 7H110L108 4H106L107 6H105L104 4H101V3L98 4L99 6H98V5H97V6H96V5H95V6H92L91 0H89V1H88V0H82L83 2L80 1V0H79V1H78V0H77V1H75V0H59V1H58V0H55V2H51V5H50V6L47 5L48 2H47V4L44 3V6H43L42 3L44 2V0H39V1H40L39 3H38V0H32ZM36 1H37V2H36ZM46 1H49V0H45V2H46ZM60 1H61V2H60ZM64 1H66V2H64ZM67 1H68V2H67ZM72 1H74V2H72ZM111 1H113V0H111ZM159 1H160V3H159ZM159 1L156 0L157 3H159L160 5H162V3H163L162 6L166 7V5H167V2H166V1L169 2V1H171V0H159ZM195 1H196V0H195ZM195 1H194L193 3L191 2V3H187V4L183 3V4H185L184 6L187 7L186 11H190V12L192 11V12H191L192 14H194V15L197 14V15H195L196 17H198V16L200 17V15H201V16H204L205 18H207V20H208V19H209V20L211 19L210 21H214V20L217 19V20L220 22V21L222 20L223 22L221 21L220 23L223 24V25H225V23H226V24L229 23V19H230V20H231V19H234L235 17H237V15L239 16V14H240V12H241V11H239V9H241V8H239L238 6H239V4L241 5V4L243 3L244 0H243V1L240 0V1H242V3H240L239 0H236V1L238 2V4L235 3V2H236L235 0H231L232 2H231L230 0H228V1H227V0H223V1H222V0H215V2L210 1V0H204V1H203V0H200V1L197 0V3H199V7H200L201 9L198 7V4H197ZM198 1H199V2H198ZM202 1H203V2H202ZM217 1H218V2H221V1H222L224 5H223L222 2H221V3H218L219 6H220V7H218V4L216 3ZM224 1H226V2H224ZM71 2H72V3H71ZM75 2H76V4H78V5H76ZM79 2H80V3H79ZM86 2H87V3H86ZM164 2H166V3L164 4ZM207 2H210V4L207 3ZM212 2H213V3H212ZM233 2H234V3H233ZM244 2H245V1H244ZM254 2H255V3H254ZM31 3H32V2H31ZM34 3H33V5H35ZM53 3H54V4H53ZM56 3H57L58 5H57ZM61 3H62V4H61ZM67 3H68V4H67ZM81 3H82V4H81ZM83 3H84V4H83ZM85 3H86V4H85ZM194 3H196L197 5H195ZM200 3H201V4H200ZM205 3H206V4H205ZM214 3L217 4V5L213 6L211 9L208 8V6H211V5H213ZM226 3H227V4H226ZM228 3H229V4H228ZM232 3L235 4V5L237 6V9L234 10V8H235L236 6H235V5L233 6ZM259 3H260V4H259ZM261 3H262V4H261ZM39 4H40V5H39ZM63 4H64V6H63ZM87 4H88L90 7H89ZM188 4H189V5H188ZM190 4H192V5L190 6ZM202 4H203V6H202ZM225 4H226V5H225ZM258 4H259V5H258ZM72 5H73V7H72ZM80 5H81L82 7H81ZM86 5H87V6H86ZM100 5H101V6H100ZM102 5H104V6H102ZM114 5H115V6H114ZM177 5H178V3H177ZM186 5H188V6H186ZM205 5H206V6H205ZM222 5H223V6H222ZM227 5H228V6H227ZM230 5L233 6V7H231ZM250 5H251L252 7H251ZM253 5H254V7H253ZM262 5H263V7H264V0H260V1H259V0H253V2H252L251 4H249L248 6H246V7H249V6H250L249 9H250L251 11H255V10H257V11H259V12H260V11H263V12H264V8L262 7ZM40 6H41V7H40ZM46 6H47V7L49 6L48 9H46V8H47ZM54 6H55V7H54ZM61 6H62V7H61ZM67 6H68V8H67ZM74 6H76V7H74ZM85 6H86V7H85ZM108 6H109V7H108ZM194 6H195V7H194ZM201 6H202V7H201ZM216 6H217V7H216ZM224 6H225V7H224ZM256 6H258V9H259V10L257 9ZM260 6H261V8H259ZM51 7H52V9H51ZM58 7H59V9L61 10V13H59L60 10L57 9ZM63 7H65V8H63ZM80 7L83 8V9H81ZM88 7H89L90 9H92V11H91ZM97 7H99L100 9L97 8ZM106 7H108V8H106ZM113 7H114V8H113ZM185 7H184V9H185ZM191 7H193L195 10L193 11V8H191ZM222 7H223V8H222ZM230 7L232 8V10H231ZM246 7H245V8H246ZM27 8H30V9H24V12H23L24 14L26 13L25 10H27V11L29 10V13H30L31 7H27ZM40 8H41V12H42V14H41V12H40V13L38 12V11L40 10ZM62 8H63L65 11H64ZM74 8H76L77 10L74 9ZM79 8H80V10H78ZM84 8H85V10H84ZM155 8H156V7H155ZM157 8H158V7H157ZM159 8H160V7H159ZM215 8H216V9H218V8L221 9V8H222L223 10H222V9H221V10L218 9V10L220 11V12L218 11V13H221V12L223 11L222 13H223L224 16L222 15V13H221V15H222L223 17H222L221 15H219V14H216V13H217V10H215ZM224 8H225V10H224ZM226 8H228V9H226ZM229 8H230V9H229ZM238 8H239V9H238ZM55 9L58 10L59 12L57 13V11H56ZM67 9H68V10H67ZM86 9H88V10H86ZM105 9H106V10L108 9V10L104 12ZM112 9H113V10H112ZM114 9L117 10V11H115ZM189 9H190V10H189ZM207 9H209V11H208ZM212 9H213V10H212ZM249 9H248V8L245 9V10L247 11V13H248V12H249V13L251 12ZM262 9H263V10H262ZM35 10H36V11H35ZM43 10H44V11H43ZM52 10H55V11L52 12ZM73 10H74V11H73ZM75 10H76V11H75ZM198 10H200V11H198ZM202 10H204V11H202ZM205 10H207L208 12H207V11L205 12ZM210 10L212 11L211 13H212L213 15L216 14L215 16H216V17L218 16L217 18L215 17L216 19L213 17L212 14H210ZM226 10H227V11H226ZM229 10H231V12L228 13ZM236 10L239 11V12L237 11L239 14L236 12ZM243 10H244V9H243ZM245 10L242 11L241 13L246 12ZM248 10H249V11H248ZM45 11H46V12H45ZM50 11H51V14L48 13V12H50ZM62 11H63V13H62ZM78 11H79V12H78ZM82 11H83V12H82ZM84 11H85V12H84ZM90 11H91L92 13H91ZM99 11H100V12H99ZM108 11H109V12H108ZM111 11L113 12V14H112ZM196 11H198V13H196ZM213 11H214V12L216 11L215 14H214ZM34 12H36V13H34ZM71 12H72V13H71ZM77 12H78V14L76 15ZM95 12H96L97 14H96ZM107 12H108V13H107ZM193 12H194V13H193ZM225 12H226V13H225ZM232 12H233V13H232ZM27 13H28V12H27ZM27 13H26V16H27V15H30V18L27 16V17H28L27 19H28V20H30V19L33 20L34 16H33L32 14H29V13L27 14ZM45 13H46V14H45ZM54 13H55V14H54ZM67 13L70 14V16H68ZM79 13H81V15H80ZM88 13H89V14H88ZM94 13H95V14H94ZM98 13H100V16H99ZM101 13H102V14H101ZM103 13H105V15H104ZM109 13H110V14H109ZM201 13H202V14H201ZM203 13H208V14H206V15H209V14H210V15H209V17H208V16H205V14H203ZM224 13H225L226 15H225ZM235 13H236V14H235ZM57 14H59V15H57ZM61 14H62L63 16H64V15L66 16V17L64 16L66 20L64 19V17H63ZM84 14H85L86 16H85ZM87 14H88V15H87ZM233 14H234V15H233ZM31 15H32L33 17H32ZM36 15H35V16H36ZM52 15H54L55 17L52 16ZM72 15H73V16H72ZM79 15H80V16H79ZM90 15H91V17H92V15H93L94 18L92 17V19H91ZM102 15H104V16L102 17ZM112 15H113V17H112ZM229 15H230V16H229ZM18 16H19V15H18ZM18 16H17V17H18ZM21 16H22V14H21ZM21 16H20V17H21ZM26 16L23 15L22 17H23V18H26ZM48 16H49V17H48ZM56 16H58V18H57ZM61 16H62L63 18H62ZM75 16H76V17H75ZM98 16H99V17H98ZM107 16H108V18H107ZM225 16H226V17H225ZM232 16H233V18H232ZM234 16H235V17H234ZM0 17H1V16H0ZM20 17H18V18L20 19ZM22 17H21V18H22ZM36 17H37V16H36ZM69 17H71V18H69ZM80 17L82 18V20L80 21V23L82 24V26H81V24H78V23H79L78 21L81 19ZM84 17H85V18H84ZM95 17H97L98 19L95 18ZM211 17L213 18V20H212ZM219 17H220L221 19H220ZM228 17H229V18H228ZM2 18H3V17H2ZM2 18H1V19H2ZM15 18H16V16H15ZM18 18H17V19H18ZM23 18H22V19H23ZM46 18L44 19V20H45L44 22L47 23L48 20H46ZM55 18H56L57 20H56ZM68 18H69V19H68ZM100 18H102V19H100ZM1 19H0V21H1ZM22 19H20V20H22ZM27 19H24V21H26V22H24V23H26V24L29 23V22H27ZM63 19H64L65 21H64ZM72 19H74V20H73L74 22L72 21ZM75 19H76V20H75ZM77 19H78V20H77ZM96 19H97V20H96ZM99 19H100V20H99ZM31 20H30V21H31ZM50 20H51V22H50ZM59 20H60V21H59ZM68 20H69V22H68ZM91 20H92L93 22H92ZM225 20H226V21H225ZM56 21H57V22H56ZM61 21H63V22H61ZM71 21H72V22H71ZM75 21H76V22H75ZM118 21H119V20L115 21V23H117ZM120 21H123V20L120 19ZM120 21H119V22H120ZM227 21H228V22H227ZM231 21H232V20H231ZM22 22H23V20H22ZM44 22H43L42 24H44ZM60 22H61V23H60ZM66 22H68V23H66ZM104 22H105V23H104ZM69 23H70V24L73 23V24L70 25ZM76 23H77V24H76ZM102 23H103V25H102ZM64 24H65V25H64ZM66 24H67V26H66ZM99 24H100V25H99ZM40 25H41V24H40ZM105 25H106V26H105ZM117 25H118V23H117ZM63 26H62V27H63ZM70 26L72 27V29H76V30H73V31H72L73 33L75 32L74 34L71 33ZM98 26H99V27H98ZM104 26H105V27H104ZM65 27H67V28H66L67 30L65 29ZM68 27H69V28H68ZM80 27H83V28H80ZM96 27H97V28H96ZM101 27H102V28L104 27L102 30H104V29L107 30V31L104 30L105 34H104V32L101 31ZM106 27H107V28H106ZM109 27H110V26H109ZM85 28H86V29H85ZM99 28H100V30H99ZM259 28H260V27H257V30H256V29L252 30L253 32H252V31H249V32H251V33H248V32H247L249 35H248L247 33H246V36H245V34L241 35V38H242V37H246V38H248V39H246L247 42H248L249 40H251L250 43H247V42L245 41V38H244V39L242 38L243 40H242V39H238V40H242L241 43H240V41H239V44H238V45L234 44V46L236 45V46H238V47L232 48V47H234V46L232 45V43H231V45H229L230 43H228L229 46H228L227 44H225L224 47H225V48H226V47H227V48L229 47V48H228V49L226 48V50H224L225 48H223V50L225 51V53H224V51L222 50V51H221V53H223L222 55H224L225 58L227 57L226 59H227V60L229 59V61H232V60H233V57L235 56L233 61H234V62L237 61V62H240V63L244 64L243 67H247V66H248V61H249V65L252 66V62H253L254 60H255V61H254L255 63H253V66H255V67H256V65L259 66L260 64H261V65H262V64L264 65V58H263V57H264V54H263L262 51H260V53H257V52H256L257 55H256L255 53H251V51L254 52L251 48H254V47H258V46H259V49H260L261 46L264 45V40H263V39H264V35H263L264 32H262L263 34L260 33L261 31H264V30H262V29L260 28V31H258ZM7 29H8V28H7ZM84 29H85V30H84ZM90 29H91V30H90ZM92 29H93V30H92ZM96 29H98V31H95ZM1 30H2V32H3L4 29H1V27H0V33H2ZM5 30H6V29H5ZM5 30H4V32L2 33V34H4V36L8 37V35H9L8 38H10L11 35L14 36L15 33H12V34H11L10 32H12V31H7V30H6L7 32H9V33L7 34V33L5 32ZM34 30H35V29H34ZM68 30H69L70 32H69ZM79 30H80V31H79ZM89 30H90V31H89ZM198 30H199V32L201 33L202 30L200 31V29H197V30L195 29V33H197ZM76 31H77V34H76ZM86 31H87L88 34L86 33ZM255 31H256V33L258 32V34H259V33H260V34H259V35L256 34ZM68 32H69V33H68ZM81 32H83L84 34L81 33ZM89 32H90V33H89ZM93 32L96 33V34H94V37H96V40H97V41H95V38H93ZM101 32H102L104 35H102ZM193 32H194V30H193ZM199 32H198V33H199ZM5 33H6L7 35H5ZM29 33H30V32H29ZM29 33H28V34H29ZM57 33H58V34H57ZM66 33H67V34H66ZM91 33H92V34H91ZM198 33H197V34H198ZM254 33H255V34H254ZM16 34L18 35L19 33H16ZM28 34H27V35H28ZM31 34H32V33H30L28 36L31 37V36H30ZM33 34H34V33H33ZM53 34H54V33H53ZM60 34H61V35H60ZM80 34H82V35H80ZM86 34L88 35V37H87ZM89 34L92 35V39H93V40L91 39V36H90ZM100 34H101V38L99 37ZM107 34H108V33H107ZM107 34H106V35H107ZM252 34H253V35H252ZM261 34H262L263 37L261 36ZM19 35H20V34H19ZM62 35H63V36H62ZM67 35H68V36H67ZM78 35L80 36V37H79L80 39L77 38ZM85 35H86V37H85ZM96 35H98V37H97ZM1 36H3V35H1ZM1 36H0V38H1V39H0V41H1L0 44H2L5 40L8 39V38L1 37ZM15 36H16V35H15ZM32 36H33V35H32ZM75 36H77V37H75ZM81 36H82V37H81ZM252 36H254V37H253V40H252ZM260 36H261V38H260ZM40 37H39V38H40ZM62 37H63V38H62ZM74 37H75V39H74L75 41H73V38H74ZM103 37L106 39V41L104 40ZM2 38L5 39V40H2ZM59 38H60V39H59ZM61 38H62V39H61ZM70 38H71L72 40H71ZM89 38H90L91 40H89ZM108 38H110V37H108ZM254 38H258V39L254 40ZM259 38H260V39H259ZM23 39H24V40H23ZM33 39H34V40H33ZM64 39H65V41H66V40H67V41L65 42ZM69 39L72 41V45L75 44V46L73 45V47H72V45H71ZM77 39H78V41H76ZM98 39H99V40H98ZM32 40H33V41H32ZM46 40H47V41H46ZM54 40H57V41H54ZM87 40H88V42L90 41V44H91V45H90L89 43L86 42ZM103 40L105 41V43H104ZM117 40L119 41L118 38L115 39V40H113V41H115L114 44L116 43ZM2 41H3V42H2ZM25 41H26V42H25ZM60 41H62V42H60ZM63 41H64V42H63ZM79 41H83L82 44H81V42H79ZM99 41H100V42H99ZM107 41H109V42H107ZM255 41H256V42H255ZM19 42H20V43L23 42V43L20 44ZM27 42H29V43H27ZM43 42H44V41H43ZM48 42H49V43H48ZM52 42H55V43H52ZM56 42L59 44V46L56 45V44H57ZM68 42H69V43H68ZM73 42H75V43H73ZM78 42H79V44H78ZM84 42H85V43H84ZM94 42H95V43H94ZM252 42H253V43H252ZM254 42H255V43H254ZM261 42H262L263 44H262ZM26 43H27V44H26ZM66 43H67L69 46L66 45ZM96 43H97V44H96ZM99 43L101 44V46H98ZM110 43H111V45H113V44H112V43H113L112 41H111ZM117 43H118V42H117ZM243 43H244V44H243ZM246 43H247V45H246ZM3 44H4V43H3ZM51 44H55V45L58 46V47L55 46V47H56V49H55L54 45L52 46ZM60 44H61V46H60ZM62 44H64V45L62 46ZM77 44H78V45H77ZM100 44H99V45H100ZM255 44H256L257 46H255ZM21 45H22V46H21ZM24 45H25L26 47H25ZM42 45H43V46H42ZM84 45H85V46H84ZM86 45H87V46H86ZM88 45H89V47H88ZM95 45H96V46H95ZM226 45H227V46H226ZM240 45H242V47H243L244 45H245V46L243 47V49H241L242 47H241ZM249 45H250V46H249ZM18 46H19V47H18ZM46 46H47V47H50V49L47 48ZM83 46L86 47L87 49H85ZM90 46H91V47H90ZM93 46H94V47H93ZM239 46H240V47H239ZM11 47H12L16 52H15V51H11V50H13ZM14 47H16V48H14ZM21 47H22L24 50H23ZM30 47H31V49H30ZM42 47H43V48H42ZM45 47H46V48H45ZM59 47H62V48H59ZM248 47H249V48H248ZM2 48H3V49H2ZM17 48H18L19 50H18ZM20 48H21V49H20ZM25 48H27V49H25ZM64 48H65V49H64ZM102 48H103V47H102ZM246 48H248V50H247ZM34 49H35V50H34ZM39 49H40V51H39ZM59 49H60V50H59ZM84 49H85V50H84ZM98 49H100V48H98ZM229 49H230V50H229ZM232 49H234V50H232ZM235 49H236L237 51H235ZM2 50H3V51H2ZM7 50H8V51H7ZM25 50H26V52H23V51H25ZM82 50H84V51H82ZM238 50H239V51H238ZM245 50H246L247 52H246ZM260 50H263V51H264V48H263V49L261 48ZM9 51H10V52H9ZM17 51H18V52H17ZM31 51H33V52H31ZM37 51H38V52H37ZM43 51H44V52H43ZM100 51H102V50L100 49ZM229 51H230V52H229ZM232 51H233V54L231 55ZM248 51H249V52H248ZM6 52H7V53H6ZM14 52H15L16 54H15ZM29 52H30V53H29ZM42 52H43V54H42L43 56L40 54V53H42ZM46 52H49V53H46ZM78 52H79V53H78ZM98 52H99V51H98ZM227 52H228V53H227ZM238 52H239V53H238ZM240 52H241V53H240ZM242 52H243V53H242ZM5 53H6V54H5ZM21 53H22L23 55L20 56ZM26 53H27V54H26ZM31 53H32L33 55H32ZM35 53H37L38 55H40V58H38L39 56H38L37 54H36L37 56L34 55ZM236 53H237V54H236ZM245 53H247V55H246ZM249 53H251L252 55L249 54ZM13 54H14V55H13ZM18 54H19V55H18ZM25 54H26V55H25ZM28 54H29V56H28ZM45 54H46V55H45ZM48 54H49V55H48ZM235 54H236V55H235ZM240 54H241V55L243 54V55H242L243 58H242V56H239ZM244 54H245L246 57L244 56ZM253 54H254V55H253ZM261 54L263 55V57H262ZM5 55H6V56H5ZM10 55L13 56V57H11ZM30 55H31V56H30ZM71 55H73V56H71ZM230 55H231V56H230ZM233 55H234V56H233ZM237 55H238V56H237ZM248 55H251V56H248ZM255 55H256V56H255ZM258 55H259L260 57H259ZM3 56H4V57H3ZM14 56H15V57H14ZM18 56H19V57H18ZM34 56H35V57H34ZM46 56H47V57H46ZM49 56H52V57L48 58ZM59 56H61V58H59ZM64 56H65V57H64ZM224 56H222V58H224ZM229 56H230V57H229ZM252 56H253V57H252ZM257 56H258V57H257ZM7 57H8V58H7ZM9 57H11V58H10L11 60L9 59ZM31 57H32L33 59H32ZM53 57H54V58H53ZM55 57H56V58H55ZM62 57H63L64 59H63ZM67 57H68L70 60H68ZM121 57H122V56H121ZM121 57H120V58H121ZM236 57H237L238 59H237ZM247 57L249 58L248 60L246 59ZM251 57H252V58H251ZM255 57H256V58H255ZM15 58H16V59H15ZM19 58H20V59H19ZM25 58H26V59H25ZM28 58H29V59H28ZM35 58H37V59L34 61ZM41 58H44V59L46 58L45 60H47V62L49 63V64H48L47 62H44L45 65H46L45 68H47L48 70H45V69L43 68L44 70L42 71V67L39 69L40 65H42L40 62L44 61L43 59L41 60ZM52 58H53V59H52ZM241 58H242V59H241ZM257 58H258V60L256 61ZM259 58H260V59H259ZM8 59H9L10 61H9ZM17 59H19V60H17ZM21 59H22V60H21ZM23 59L25 60V62L23 61ZM27 59H28L29 61H26ZM31 59H32V60H31ZM38 59H39L40 61H38ZM54 59H55V60H54ZM58 59H59L60 61H59ZM61 59H62V60H61ZM236 59H237V60H236ZM12 60H13V62H12ZM51 60H52V62H51ZM238 60H241V61H238ZM245 60H246V61H245ZM2 61H3V62H2ZM6 61H9V62H6ZM14 61H16V62H14ZM21 61H22V63H23L22 65H21V63H20ZM33 61H34L35 63H33ZM70 61H71V62H70ZM119 61H121V60L119 59ZM233 61H232V62H233ZM4 62H5V63H4ZM17 62H18V64H16ZM27 62H28V63H27ZM30 62H32V64H30ZM57 62H59V63L62 62V63H60V64H59L60 66H58V63H57ZM232 62H231V63H232ZM234 62H233V63H234ZM243 62H244V63H243ZM245 62H246L247 64H246ZM250 62H251V63H250ZM260 62H261V63H260ZM262 62H263V63H262ZM11 63H12V64L14 63L13 65L16 64V66L20 64L21 67H19L20 65L18 66V68H16V67L14 66L16 69L14 68V69H13L14 71H13V70H12V67H13V66H12ZM42 63H43V62H42ZM46 63H47V64H46ZM50 63H52V64H50ZM63 63H64V64H63ZM70 63H72V64H70ZM259 63H260V64H259ZM3 64H4V65H3ZM6 64H8L9 67H8V65H7V67H6ZM25 64H26V66H25ZM29 64H30V66H29ZM35 64H36V65H35ZM39 64H40V65H39ZM56 64H57V65H56ZM61 64H62L63 66H61ZM114 64H115V66H114ZM255 64H256V65H255ZM34 65L37 66L38 68H37V67L33 68ZM47 65H49V67H47ZM53 65H54V66H53ZM65 65H66V68H65ZM67 65H68L69 67H68ZM261 65H260V66H261ZM2 66H3V67H2ZM28 66H29V67H28ZM55 66H56V67H55ZM112 66H114L115 68L112 67ZM117 66H118V67H117ZM124 66L126 67V65H124ZM128 66H127V67H128ZM1 67H2V68H1ZM27 67H28V68H27ZM53 67H54V68H53ZM62 67L65 68V69H62ZM99 67H100V65L98 66L97 69H100V68H101V67H100V68H99ZM9 68H10V69H9ZM21 68H22V69H21ZM23 68H24V69H23ZM60 68H61V69H60ZM67 68L70 69V70H66ZM112 68H113V69H112ZM248 68H253V67L248 66ZM257 68H258V67H257ZM2 69H4L5 72H6L5 69H8V71L12 72L11 74H10L9 72H6L7 74H10V76L13 74V72H15V70L18 69L19 73H20V70H21V74H20V75H18L19 73L17 72L18 74L15 73V76H13V75H12V76H13L14 78H17L18 76L24 75V76H23V79H24V80H23V79H20V78H22V77H20V78L18 77V78H17V79L22 80L23 82H22V81H17V79H16V81H15V79H13V81H15L14 84H11V83H13V82H11L10 85L7 84V83H9V80H10V81H12V80H11V79H7L8 82H7V80H5V78H6L8 75H7L5 72H1ZM19 69H20V70H19ZM26 69H29V70H26ZM32 69H33V70H32ZM35 69H36V71H35ZM52 69H53V71H52ZM59 69H60V71L62 70L63 72H60ZM97 69H96V70H97ZM24 70H26V71H24ZM31 70H32V71H31ZM54 70H55V71H54ZM57 70H58V71H57ZM106 70H108V69H107V68H106V69H103V70H101V72H105ZM23 71H24V72H23ZM29 71H31V73H30L31 75L29 74ZM34 71H35L36 73H35ZM50 71H51V72H50ZM64 71H65V72H64ZM108 71H110V70H108ZM108 71H107V72H108ZM26 72L28 73V76H29V77L27 76V73H26ZM42 72H46V74L43 73V75H42V74H41ZM49 72H50V73H49ZM54 72H55V73H54ZM58 72H60L61 74L58 73ZM70 72H71V71H70ZM98 72H100V70H98ZM117 72H116V73H117ZM133 72H134V73H133ZM47 73H48V74H47ZM51 73H52V74H51ZM62 73H64V75H62ZM66 73H67V74H66ZM110 73H111V72H110ZM123 73H124V74H123ZM131 73H132V74H131ZM36 74H37V75H36ZM38 74L41 76V78H40V76H39ZM56 74H57V75H56ZM65 74H66V75H65ZM125 74H126V76H125ZM127 74L130 75V76H128ZM5 75H6V76H5ZM32 75H34V76L36 77V79H38V80H36L35 77H33ZM46 75H49V77L46 76ZM54 75H55L56 77L53 78ZM111 75H112V74H111ZM117 75H118V76H117ZM119 75H120L121 77L125 76L126 78H125V77L121 78V77H119ZM122 75H123V76H122ZM133 75H134V76H133ZM10 76H8V77H9V78H13V77H10ZM50 76H51V77H50ZM58 76L60 77V79H59ZM61 76H62V77H61ZM65 76L68 77L67 80H66L67 77H65ZM114 76H116L117 78L115 77L116 79H114ZM131 76H132V78H131ZM27 77H28L29 79H28ZM46 77H47L48 79L50 78L49 80L53 79L54 81H52V83L54 82V84L52 85V84L50 83L51 81H49ZM57 77H58V78H57ZM127 77H130V78H127ZM26 78H27V80L25 81ZM32 78H33V79H32ZM42 78H43V79H42ZM79 78H81V79H79ZM41 79H42V80H41ZM44 79H46L47 81H49L47 85L50 84L51 86L49 85V87H48V86L46 85L47 81L44 80ZM84 79H85V80H84ZM99 79H101V78H99ZM103 79H105V78L102 76V79L99 80V83H100V82H101V84L104 83V81H102ZM125 79H126V80H125ZM2 80L5 81L6 83L3 82ZM32 80H33L34 83L31 82ZM40 80H41V81H40ZM57 80H58V81H57ZM62 80H64L65 82L62 81ZM68 80H69V81H68ZM74 80H75V81H74ZM97 80H98V79H97ZM97 80H96V82H98ZM105 80H106V79H105ZM116 80H117V81H116ZM120 80H121V81H120ZM29 81H30V82H29ZM38 81H39V82H38ZM44 81H45V83H44ZM55 81H57L60 85H59V84H56L57 82H55ZM60 81H61V82H60ZM72 81H73V82H72ZM83 81H84L85 83H84ZM86 81H88L89 84H88V82L86 83ZM115 81H116V82H115ZM20 82H21V83H20ZM35 82H37V83H35ZM71 82H72L73 84L76 82V83H77V86L75 85L76 83L73 85ZM79 82H80V84H79ZM82 82H83V83H82ZM22 83H23V84H22ZM24 83H25L26 87H25ZM27 83H28V84H27ZM32 83H33V84H32ZM40 83H42V85H40ZM61 83H62V84H61ZM64 83H65V84H64ZM68 83H70V84H71L70 86H72L73 88H75V90L77 89V90H76L77 92H76L74 89H73V91H74V92H73L72 89H71L72 87L68 86V85H69ZM4 84H5V85L7 84V85L5 86ZM20 84H21V85H20ZM36 84H37V85H36ZM43 84H45V85H43ZM66 84H68V85H66ZM78 84H79V88H78ZM86 84H87V86H86ZM106 84H107V85H106ZM129 84H130V83H129ZM11 85H12L13 87H12ZM17 85H18V86H17ZM22 85H23L24 87H23ZM30 85H31L32 87H29ZM34 85H35L36 87H33ZM62 85H63V86H62ZM81 85H82V86H81ZM84 85H85V86H84ZM99 85H100V84H99ZM102 85H104V84H102ZM114 85H115V88H113ZM117 85H118V84H117ZM130 85H131V84H130ZM7 86H8V87H7ZM10 86L12 87V89H11ZM21 86H22V88H21ZM37 86H38V87H37ZM42 86H43V87H42ZM46 86H47V87H46ZM53 86H55V87H53ZM59 86H61V87H59ZM67 86H68V88L65 90V87H67ZM74 86H75V87H74ZM83 86H84V87H83ZM100 86H101V85H100ZM127 86H128V85H127ZM127 86H125V88H128ZM6 87H7V88H6ZM9 87H10V88H9ZM14 87H15V88H14ZM28 87H29L30 89H29ZM39 87H40V90H38ZM44 87H46V88H48V89H46V88H44ZM57 87H59L58 90H57ZM80 87H82V88H80ZM86 87H87V88H86ZM89 87H91V89H89ZM2 88H1V89H2ZM4 88H5V89H4ZM17 88H19L20 90L17 89ZM25 88H26V90L24 91ZM34 88H35V89H34ZM51 88L54 89V90H51ZM83 88H84V89L86 88V89L84 90ZM92 88H93V89H92ZM112 88H113V89H112ZM55 89H56V90H55ZM63 89H64L65 91H64ZM68 89H69L70 91H69ZM79 89H80V90H79ZM81 89H82V91H81ZM88 89H89V91H88ZM118 89H119V87H118ZM21 90H22V91H21ZM27 90H28V91H27ZM33 90H34V92H33ZM43 90H44V91H43ZM62 90H63V91H62ZM78 90L80 91V93L78 92ZM98 90H99V92H98ZM105 90H106V91H105ZM107 90H108V91H107ZM112 90L115 91V92H112ZM0 91H1V90H0ZM20 91H21V92H20ZM31 91H32L33 93H32ZM42 91H43V93H42ZM49 91H50V92H49ZM51 91H52V92H51ZM60 91H62V92H60ZM66 91H68L69 94H67ZM85 91H87V92H85ZM90 91H91V93H89ZM92 91H94V92H92ZM101 91H102V92H101ZM104 91H105V92H104ZM1 92H2V91H1ZM28 92H29V93H28ZM36 92H37V93H36ZM40 92H41V93H40ZM45 92H46V93H45ZM48 92H49V93H48ZM57 92H59V94H58ZM75 92H76V93H75ZM96 92H97V94H96ZM100 92H101V93H100ZM107 92H108V93H107ZM20 93H21V94H20ZM22 93H23V95H22ZM25 93H26V94H25ZM44 93H45V94H44ZM64 93H65L67 96H65ZM70 93H71V94H70ZM98 93H99V95H98ZM104 93H105V94H104ZM19 94H20V95H19ZM30 94H31V95H30ZM33 94H34V95H33ZM41 94H42V95H41ZM49 94H50V95H49ZM54 94H56V95H54ZM61 94H63V95H61ZM72 94H74V95H72ZM94 94H95V95H94ZM27 95H28V96H27ZM52 95H54V96H53L54 98H52ZM57 95H58V96H57ZM91 95H92V96H91ZM8 96H10V97H8ZM56 96H57V97H56ZM59 96H60V98H61L62 100L60 99L59 101H57V99H59V98H58ZM61 96H62V97H61ZM73 96H74V97H73ZM75 96H77L78 98L75 97ZM79 96H80V97L83 96V98H81V100L83 99L82 101H80ZM7 97H8V98H7ZM31 97H32V98H31ZM37 97H38V98H37ZM46 97H47V98L49 97L50 99H52V101H51V100H48L49 98L47 99ZM64 97H65V98H64ZM66 97H67V99H66ZM70 97H71L72 99H71ZM87 97H88V98H87ZM90 97H91L92 99H90ZM0 98H2V97H0ZM17 98H19V99H17ZM24 98H25V99H24ZM27 98H28V99H27ZM34 98H36V99L34 100ZM44 98H45L46 100H44ZM55 98H57V99L54 101L53 99H55ZM68 98H70L71 100H70V99L68 100ZM96 98L98 99V101H97ZM23 99H24V100H23ZM63 99H64V100H63ZM65 99H66V100H65ZM84 99H85V100H84ZM89 99H90V100H89ZM5 100H6V101H5ZM7 100H8V102H7ZM16 100H17V101H16ZM75 100H76L77 102H76ZM87 100H88V101H87ZM91 100H92V101H91ZM2 101H5V102H2ZM23 101H24V102H23ZM29 101H30V102H29ZM37 101H38L39 103H38ZM40 101H41V102H40ZM56 101L58 102L57 104H56ZM78 101L81 102V103L78 104ZM86 101H87L88 104H85V103H84V106H85V109H86V107H87V105H88V109H86V111H84L85 113H84V112L81 113V111L84 110V107H81L80 105H82V103H83V102H86ZM95 101H96L97 103H96ZM1 102H2V105H1ZM33 102H34V103H33ZM48 102H49V103H48ZM50 102H51V103H50ZM52 102H54V105H51V104H53ZM74 102H75V104H74ZM89 102H90V103H93V102H94V103H93V105H92V104H89ZM3 103H4V105H3ZM7 103H8V104H7ZM14 103H15V104L17 103L18 105H17V104L15 105ZM23 103H24L27 107H25V105H24ZM35 103H36V104H35ZM43 103H46V105H47V106L49 105V107H45L46 105L43 104ZM47 103H48V104H47ZM12 104L15 105V106L13 107ZM27 104H28V105L30 104L31 107H28ZM39 104H40V107L43 105L42 107H45V108H40V109H39ZM55 104H56V105H55ZM6 105H7V106H6ZM11 105H12V106H11ZM50 105H51L52 107H50ZM72 105H73V106H72ZM75 105H76L77 108H79V109H77ZM97 105H98V106H97ZM4 106H6V107H4ZM16 106L20 107L22 110H21L20 108H16ZM21 106H22V107H21ZM32 106H33V107H32ZM35 106H36V107H35ZM78 106H79V107H78ZM96 106H97V107H96ZM2 107H3V108H2ZM8 107L13 108V109H10V108H9V109H10V110H9ZM34 107H35V108H34ZM37 107H38V108H37ZM60 107H62V108H60ZM89 107H90V108H89ZM91 107H92V108H91ZM26 108H27V110H25ZM50 108H52V109H50ZM53 108H54V109H53ZM57 108H58V109H57ZM80 108H81V109H80ZM7 109H8V110H7ZM29 109H30V111H29ZM36 109H38L39 111L36 110ZM97 109H96V110H97ZM13 110H14V111H13ZM19 110H20V111H23V110H24V111L21 113ZM58 110H59V111H58ZM76 110H77V113L80 114V115H78V114L76 113ZM80 110H81V111H80ZM87 110H89V112H87ZM6 111H8V112H6ZM34 111H35V112H34ZM9 112H10V113H9ZM12 112L14 113V115H13ZM26 112H27V113L29 112V113L27 114ZM31 112H32V113H31ZM55 112H56V113H55ZM92 112H91V113H92ZM3 113H4V114H3ZM16 113H19V114H16ZM25 113H26V114H25ZM30 113H31V114H30ZM2 114H3V115H2ZM5 114H6V115H5ZM7 114H10V115L7 116ZM11 114H12V115H11ZM24 114H25V115H24ZM35 114H36V115H35ZM16 115H17V116H16ZM23 115H24V116H23ZM29 115H30V116H29ZM33 115H35L37 119H36L35 116H33ZM74 115H77V116L75 117ZM86 115H85V116H86ZM9 116H12V117H10L11 119L9 118ZM14 116H15V117H14ZM18 116H20V118H19ZM22 116H23V117H22ZM28 116H29V117L33 116V117L29 118ZM4 117H5V118H4ZM6 117H7V118H6ZM16 117H18V118H16ZM12 118H13V119H12ZM28 118H29V119H28ZM70 118H72V119H70ZM4 119H5V120H4ZM21 119H24V121L21 120ZM26 119H28V120L26 121ZM38 119H39L40 121H39ZM68 119H69V120H68ZM2 120H3V121H2ZM13 120H14V121H13ZM30 120H31V121H30ZM33 120H37V121H36V125L33 124V125H35L34 127H33L32 125L29 126L28 124H29V123H32ZM5 121H6V122H5ZM10 121H11V122H10ZM22 121H23V122H22ZM44 121H45V122H44ZM3 122H4V123H3ZM12 122H14V124H13ZM28 122H29V123H28ZM33 122H34V121H33ZM18 123H21V124H18ZM37 123H38V124H37ZM42 123H43V125H42ZM46 123H47V124H46ZM10 124H11V125H10ZM23 124H24L25 126L27 125V126L30 127L31 129H33V131L30 132V131H29L30 128H29V129L27 128V129H28V130H27ZM49 124H53V125L49 126ZM64 124H65V125H64ZM14 125H15L16 127H15ZM21 125L24 126V129H26L27 131H29V132H27L26 130L23 131V129H22V133H23V132H24V133H25V132L28 133L27 136L24 135L23 137H21V135H22V134H20L21 132L19 133L20 136H19V134H18V136L13 135V134H15V131H16V130L14 131V129H18V127L21 128V127H22ZM55 125H56V126H55ZM60 125H62V126H60ZM9 126H10V127H9ZM12 126H14V129H13V130H12V128H13ZM27 126H26V127H27ZM32 127H33V128H32ZM38 127H40V125H39ZM54 127H55L56 129H55ZM59 127H60V128H59ZM2 128H3V129L5 128V129H4V133H3V129H2ZM9 128H10L11 131H13V132H11ZM22 128H23V127H22ZM50 128H51V129H50ZM1 129H2V130H1ZM6 129H7V130L9 129V130L7 131ZM31 129H30V130H31ZM39 129H40V131H41L42 128L40 127ZM43 129H44V127H43ZM43 129H42V130H43ZM58 129H57V130H58ZM256 129H257V128H256ZM256 129H255V130H256ZM245 130H246V129H244V130L242 131V129H241V131H239V134L237 135V138H236V136H235V139H236V140H238V138L241 137L239 140L243 143V146H242V147L245 148V146L247 145V146H246L247 148H250V147H257V146H258L257 148H261V145H257V146L254 145V146H251V145L248 143V142H249V141H248V140H249V136H251V135H250L251 133L248 134V135H249L248 138H245V137H247V135H245V137H242V136H244V135H242V134H244V133H242V132H244ZM5 131H6V133H5ZM9 131H10L11 133H13V134H10ZM36 131H37V132H36ZM40 131H39V132H40ZM246 131H247V130H246ZM246 131H245V132H246ZM257 131H260V129L258 128ZM7 132H9V133H7ZM24 133H23V134H24ZM26 133H25V134H26ZM240 133H241L242 136L240 135ZM5 134H6V135H5ZM36 134H37V135H36ZM31 135H32V137H31ZM239 135H240V136H239ZM9 136H10V138H9ZM28 137H29L31 140H30V139L28 140ZM32 138H33V139H32ZM224 138L227 139L226 137H222L221 139L225 140ZM244 138H245V144H246V145H244V142L241 140V139H244ZM12 139H13L14 141H13ZM22 139H24V140H22ZM26 139H27V140H26ZM233 139H234V138H232V140H233ZM235 139H234V140H235ZM246 139H247L248 142L246 141ZM20 140H21V141H20ZM236 140H235V141H236ZM239 140H238V141H239ZM18 141H20V142H18ZM22 141H23V142H22ZM28 141H29V143H27ZM30 141H31V142H30ZM32 141H33V142H32ZM225 141H226V140H225ZM225 141H224V142H225ZM235 141H233L232 143H233V144H237L238 142L236 141V143H234ZM17 142H18V143H17ZM16 143H17V144H16ZM24 143H25V144H24ZM33 143H34L35 145H33ZM232 143H228V144L230 145V144H232ZM6 144H7V145H6ZM11 144H12V145H11ZM18 144H19V145H18ZM239 144H240V143H239ZM239 144H238V145H239ZM9 145H10V146H9ZM14 145H15V146H14ZM17 145H18L19 147H18ZM20 145H22V147H21ZM224 145L226 146L227 143L224 144ZM238 145H236V146H238ZM241 145H242V144H240V146H241ZM225 146H224V147H225ZM230 146H231V145H230ZM232 146H233V145H232ZM232 146H231V147H232ZM240 146H239V147H240ZM248 146H249V147H248ZM259 146H260V147H259ZM9 147H10V148H9ZM13 147H15L16 149L13 148ZM17 147H18V148H17ZM36 147H37V146H35V148H36ZM227 147H228V146H227ZM231 147H230V148H231ZM263 147H264V145H262V148H263ZM26 148H27V149H26ZM232 148H233V147H232ZM234 148H235V145H234ZM236 148H237V147H236ZM13 150H14V151H13ZM26 151H27V152H26ZM18 152H19V151H18ZM0 159H1V158H0ZM1 160H2V159H1ZM1 160H0V162H1ZM2 161H3V160H2ZM12 161H13V160H12ZM9 163L11 164V162H9ZM12 164H13V163H12ZM2 165H3V164H2ZM15 165H16V164H14V166H15ZM0 166H1V164H0ZM12 166H13V165H12ZM16 166H17V169H18V170H21V169L23 168L22 165H21V167H18V165H16ZM16 166H15V167H16ZM19 166H20V165H19ZM20 168H21V169H20ZM30 168L38 169V168L33 167V166H31ZM0 170H2V167L0 168ZM13 170H15V169L13 168ZM44 170H45V171H46V170L49 171V169H44ZM34 171L36 172V170H34ZM47 171H46V172H47ZM14 172H16V171H13V172L11 171V172L9 173L10 175H7V177H8V176L12 177V175L14 176ZM40 172H42V173H40ZM40 172H38V174H43V173H44L43 171H40ZM21 176H22V175H21ZM119 176H120V175H119ZM123 176L126 177V178H129V179H130V177L125 176V174H124ZM123 176L121 175V177H123ZM16 177H17V179H19V177H18L17 175H15V178H16ZM121 177H120V180L123 181V182H125L126 179L122 180ZM124 177H123V178H124ZM15 178H13L12 182H15V181L17 180V179H15ZM8 179H10V178H8ZM11 179H12V178H11ZM27 179H28V178H27ZM14 180H15V181H14ZM23 180L25 181V179H23ZM28 180H29V179H28ZM28 180H27V181H28ZM10 181H11V180H10ZM24 181H22V184H23ZM27 181H26V182H27ZM121 181H120V182H121ZM126 181H127V180H126ZM24 183H25V182H24ZM25 185H26V183H25ZM28 185H30V183L27 182V186H28ZM9 186H10V185H9ZM27 186H23L22 188H23V189H25V188L27 189ZM6 187L8 188V186H6ZM10 187H11V189H12V193H11V194H13V195L10 194V192H11V189H9ZM10 187L8 188V189H9V191H8V193H9L8 196H6L7 194L4 195V193H2L4 196L1 194V196H3V197L6 196V197H5L6 200L4 199L5 201H7V200L9 199V200L7 201V202H8V205H7V202H5V201L2 199L3 197L0 196V203H1V204H0V211H1V209H2V212H4V213H3L4 216L2 215V218L0 219V224H3L2 221H4V225L7 226V227H6V226H4V225H0V228H2V227H3V228L6 227V228L8 229V228L11 227L12 224L14 223L15 225L13 224L14 226H12V227H15V226H16V227H15V229L11 227V230H10V231L12 232V231L14 230L13 232L16 231L17 234H15L16 232L12 234L10 231H8L9 229L7 230V229L5 228V229H6V230H5V229L2 228V230L6 231V233L9 234V232H10L9 235H8V234H4V231H2V230L0 229V232H2V233L5 235L4 237H7V236H8L7 240L10 239V240H8V241H7V240L5 241L6 238L1 237L2 234L0 233V247L2 246V247L4 248L3 250H2V247H1V249H0V254H1V255H0V262H1V264H34V263H35V264H36V263H37V264H55V263H56V264H59L58 261H60L61 258H62L61 261H63V260H65V259H67L66 257H69V258H68L69 260L67 259V262H68V264H69V262L71 263L72 260H76V259H74V255L78 254V251H77V248H74L73 246H75V247H78V246H79V245H77V244H79V243L81 242V240H82L81 238H82L83 236H85V235H84V231H85V227L87 226V225H84V223H83V222H84L83 217H82L81 215H78V217H77V215L75 216L76 213L73 211V212H74L73 217H67V218H65V219H67V220H69V219L71 218L69 221H64V222H65V225H63V224H64L63 221H62V223H63V224H62V223L59 221V219H58V221H56L57 218H55V219L51 222V225H50V223H49V224H48V223L45 224V226L42 227L43 229L41 230V233H40L39 230H40L41 227L38 228V230H37V229L35 230V228H34V227H35V226H34L35 224H34V223H33V224L31 223V221L33 220V218H31V217H34V216L31 215L30 217L28 216L29 218H26V217L23 215V213H21L22 215L16 213V211H14L13 208H12V206H11L13 203H15V202L17 201V200H16V199H17L16 197H18V196H16L15 199L13 198V197H14V194H15V193H13V192H15L14 190H17V191L20 190V191H18V192L16 191V193H17L16 195H20V192H23V193H24V191H27V194H28V192H29V191H28L29 187H28L27 190L25 189L24 191H23V189H22V190H21V189H18L16 186H13L14 188L16 187V189H14V188L12 187V185H11ZM24 187H25V188H24ZM20 188H21V186H20ZM18 193H19V194H18ZM21 195H22V194H21ZM21 195H20V196H21ZM23 195H25V197H26V194H25V193H24ZM23 195H22V197H24ZM11 196H13L12 199H11ZM206 196H207V195H206ZM206 196H205V197H206ZM7 197H9V198L7 199ZM195 197H197V196H195ZM140 198H141V197H140ZM200 198H201V197H200ZM203 198H204V197H203ZM203 198H202V201L204 200V201H203V203H204V202H205V199H206L207 197H206L205 199H203ZM19 199H21V198L19 197ZM142 199H143V198H142ZM142 199H140V200H142ZM144 199H145V198H144ZM144 199H143L142 201H143V202H146V200L144 201ZM1 200H2V201H1ZM12 200H13V201H12ZM24 200H25V199H24ZM140 200L137 199V202L139 201L141 204L144 205V203H143L142 201H140ZM206 200H208V198H207ZM11 201H12V202H11ZM202 201L199 200L198 203L200 204V202L202 203ZM4 202H5V203H4ZM9 202H10V203H9ZM135 202H136V201H135ZM147 202H149V200H147ZM147 202H146L147 205L145 204L146 206H148V203H147ZM11 203H12V204H11ZM140 203H139V204H140ZM3 204H5V206H4ZM9 204H11V205H9ZM137 204H138V203H137ZM131 205H132V204H131ZM131 205H129V206H126V205L124 206V205H123V206H124L123 209H121L120 205H119L118 207H120L121 210H124V209L126 210V208L129 207V208H127L128 211H127V210H126V211L124 210L126 213L129 214V209H130V213H131L132 210H133V209H131V208H132ZM2 206H3V208H2ZM8 206H9V208H8ZM121 206H122V205H121ZM5 207H7V209H11L12 211H9V212L6 213L7 210H5V209H6ZM118 207L114 208V210H115V209L118 210V209H119ZM120 209H119V210H120ZM3 210H4V211H3ZM67 210H68V209H67ZM22 211H23V210H22ZM22 211H21V212H22ZM124 211H123V212H124ZM2 212H1L0 214H2ZM13 212H15V214H14ZM73 212H69V211H68V213L66 212L65 215H66V216H67V215H72L71 213H73ZM115 212H116V210H115ZM117 212H118V211H117ZM69 213H70V214H69ZM5 214H6V215H5ZM12 214H13V215H12ZM124 214H125V213H124ZM128 214H125V215H128ZM10 215H11V216H10ZM20 215L22 216L21 219L25 217V219H27L28 222H27V221L24 222L25 219H24V220L22 219V221H21V219H19V218H20V217H19ZM129 215H130V214H129ZM6 216H7V217H6ZM14 216H15V217H14ZM16 216H17V217H16ZM66 216H65V217H66ZM80 216H81V217H80ZM160 216H161V218L163 219V223H161V225H162V224H164V214H160ZM9 217H10V218H9ZM11 217H12V219H11ZM18 217H19V218H18ZM127 217H129V216H127ZM6 218H7V219H6ZM79 218H81V219L79 220ZM158 218H160L159 215L157 216V219H158ZM161 218H160L159 220H157V219L155 218V219L152 220V221H153V222H155V220H156V221H162ZM17 219L20 220V224H21V222H22V224H24L26 227H27L28 225H30V226H28L29 229H28V227H27V228L24 227L22 224H21V225H19V223L16 224V221H15V220H17ZM65 219H64V220H65ZM73 219H74V220H78V221L81 223V225L79 224L80 227L77 226V227L80 228L79 231H78V228L75 226V228H77V231H78V232H77V231H75V232L70 231V230L72 229L71 226H69V227L67 226V227H66V223H69V222L71 221V224H72L73 221H74ZM84 219H85V217H84ZM5 220H6V222H5ZM7 220H9L10 223H9ZM10 220H11V221H10ZM12 220H13L14 222H12ZM29 220H30V221H29ZM72 220H73V221H72ZM55 221L58 222V225L60 226V227H59V226L56 225V226H57V229L59 228V230H57V229L55 228L56 226H55V224L53 223V222H55ZM81 221H82V222H81ZM7 222H8V224H7ZM11 222H12V224H11ZM17 222H18V221H17ZM146 222H148V221H146ZM146 222H144V224L142 225V226H144V227H143V230L140 228V230L137 232V235H136V236H139L138 234L140 233V231H141V234H142V235H143L145 232H146V234L149 233V230H148L147 227L150 225L149 222H151V221H149L147 224H146ZM29 223H30V224H29ZM52 223H53V224H52ZM60 223H61V224H60ZM26 224H28V225H26ZM123 224H124V223H123ZM9 225H11V226H9ZM18 225L21 226L22 229H21L20 227H19V228L22 230V232H21L20 229L18 228ZM46 225H47V226H46ZM49 225H50L51 227H50ZM52 225H53V227L55 228V229L53 228V230H55V231L57 232V234H58V231H60V230L62 231V229H64V230L62 231V234L64 233V235H62V236L60 237V238H62V239H61L62 241H61V240L58 241L56 238H55L56 241H55V240L50 241L52 245H53V241H55L56 244L59 243V242H60V243L62 242L61 244L58 245L59 247L54 245L55 248H54V247L51 248V246H49V245H51L50 242H49V241L47 242L45 239H44V240H45L47 243H46L45 241H43V242L40 241V240H43V239H42L43 236L46 237L45 232H44V231H45V228H44V227H48V228L50 227L49 230H52ZM117 225L120 226L119 229L121 228V230H123L124 227H126L125 229H127V225H123L124 227H122V225H120V223H119V224H116L114 227H118ZM146 225H147V226H146ZM22 226H23V227H22ZM62 226H63V228L61 229ZM142 226H141V227H142ZM145 226H146V227H145ZM32 227H33V228H32ZM70 227H71V229L69 230L68 228H70ZM81 227H82V228H81ZM93 227H94V226H93ZM17 228H18V229H17ZM23 228L27 229V230L25 231V233L23 232ZM30 228H31V229H30ZM36 228H37V227H36ZM73 228H74V227H73ZM83 228H84V229H83ZM145 228H147V229H145ZM16 229H17V230H16ZM25 229H24V230H25ZM33 229H34V230H33ZM46 229H47V228H46ZM125 229H124V230H125ZM32 230H33V232H32ZM43 230H44V231H43ZM47 230H48V229H47ZM66 230H67V232H65ZM74 230H76V229H74ZM144 230H145V231H144ZM146 230H148V231H146ZM19 231H20V233H21V236L18 237V235L20 234ZM29 231H30V232H29ZM68 231H70V232H68ZM26 232H28V235H27ZM31 232H32V233H31ZM34 232H35V233H34ZM56 232L53 231V233H56ZM80 232H81V233H80ZM82 232H83V233H82ZM132 232H133V231H132ZM132 232H129V233H128L129 235L126 233V235L121 234L120 237L117 236L119 239H118L117 237H116L117 239H116V238H106V239H104L105 241H103V242L101 241L102 247L100 246L99 248H100V249L102 248V249H101V253H102L101 255L106 254L107 262H105V260H104L105 257H103L104 259L102 258V262H101V263L99 262V264H102L103 262H104L103 264H105V263H106V264H110L109 262L112 261V260H113V262H114V258H113V257H116L117 255H119V256L121 255V258H120L119 256L117 257L118 259L115 258V259H117V260H115V261H117V262H118L119 260L121 261V259L124 260V258H128V257H129L130 259H132L131 257H133V256L136 255V254H135V251L137 252V255L140 254L139 251H142L145 255H147V253H149V250L147 249L148 247H147V246L145 247L143 244H142L143 247L146 248V249H143L142 246L140 247L141 241L138 240V243L140 242V244H138V243H137V244H134V243H136V242L132 243V242L136 239V238L134 239V236H135V235H133V234H136V232H133V233H132ZM53 233H52V234H53ZM65 233H68V236H66L67 234H65ZM69 233H70V234H69ZM73 233H75V234H73ZM130 233H131L133 236H131ZM14 234L16 235V237L14 236ZM23 234H24V235H23ZM39 234H40V235H39ZM50 234H51V232H50ZM50 234H49V236H50ZM52 234H51V235H52ZM60 234H61V233H60ZM78 234H79V236H77ZM80 234H81V235H80ZM141 234H140V237L142 236ZM6 235H7V236H6ZM10 235H11V238H10ZM36 235H37V236H36ZM41 235H42V237H41ZM70 235H71V236L73 235V236L71 237ZM82 235H83V236H82ZM122 235H123V237H121ZM144 235H145V234H144ZM2 236H3V235H2ZM12 236L14 237V239H12ZM28 236H29V237H28ZM75 236H77V237H75ZM124 236H125V237L127 236V237L125 238ZM145 236H146V235H145ZM154 236L156 237V235H154ZM17 237H18V238H17ZM21 237H22L23 240L26 241V243H28L29 245L33 246L34 248L38 245V248H39V249H38L37 247L35 248V249H37V250L33 249L32 247H30L29 245H27V244L25 243V241H23V240L21 239ZM26 237H27V239H26ZM40 237H41V238H40ZM69 237H70V238H69ZM78 237H79V238H78ZM80 237H81V238H80ZM128 237H133V238H130V240H129ZM155 237H154V238H155ZM15 238H16L17 240H16ZM29 238H30V239H29ZM32 238H33V239H32ZM60 238H59V239H60ZM67 238H69V239H71V240H69V239H67ZM74 238H76V239L78 238V239H77V240H76V239L74 240ZM85 238H86V236H85ZM85 238L83 237V241H84V240H85V241H84V242L82 241L80 244L83 245V244H86V243H91V242H87V240H86ZM124 238H125V239H124ZM127 238H128V241H129V242L126 240ZM152 238H153V237H152ZM152 238H151V239H152ZM1 239H2V240H1ZM18 239H19V240H18ZM79 239H80V240H79ZM107 239H108V241H107ZM111 239H112V240L114 239V241H112ZM133 239H134V240H133ZM155 239H156V238H155ZM155 239H152V240H153V241H156ZM202 239H203V238H201V240H202ZM3 240H4V243L1 244V242H3ZM12 240H13V241H12ZM30 240H32V242H31ZM38 240H39L40 242H39ZM63 240H64V241H63ZM67 240H68V242H67ZM109 240H110V241H109ZM115 240H116L117 242L119 241V243H120L121 245H120L119 243H115V242H116ZM123 240L125 241V244H122V243H124ZM131 240H132V241H131ZM157 240H158V239H157ZM201 240L199 239V244H201V243H200ZM203 240H205V238H204ZM203 240H202V241H203ZM206 240H208V239H206ZM206 240H205V241H206ZM10 241H11V242H10ZM15 241H17V242H16V245H15V243H14ZM21 241H22V242H21ZM33 241H34V242L36 241V242H35L36 244H34L35 246L33 245V243H34ZM121 241H122V243H121ZM126 241H127V242H126ZM197 241H198V240H196V243H197V244L195 243V241H194L192 244H190V245L195 244V245L192 246V247H194L193 250L198 249V248L196 247V245L198 246V242H197ZM202 241H201V242H202ZM205 241H203L204 244H205ZM7 242H8V243H7ZM20 242H21V245H19ZM30 242H31L32 244H30ZM38 242H39V243H38ZM44 242H45L46 244H45ZM65 242L68 244L69 248H68V246L66 247L67 244H66ZM85 242H86V243H85ZM105 242H107L109 245H108L107 243H105ZM110 242H111V243H110ZM5 243H6L7 245H6ZM11 243H12V245H11ZM22 243H23V244L25 243V244L23 245L24 247L22 246ZM40 243H41V244L44 243L46 246L43 245V244L41 245ZM48 243H49V244H48ZM63 243L66 244V245H65V248L60 249V245H61V247L64 246ZM69 243H70V244H74V245H70ZM189 243H190V242H189ZM189 243L186 244L187 248H189V247H188V246H189V245H188ZM3 244H4V245H3ZM13 244H14V247H13ZM47 244H48V245H47ZM101 244H100V245H101ZM111 244H113V245L111 246ZM117 244H119V245H118L119 247L121 246V247H120V251H119V247H118V246L116 247ZM126 244H128V245H126ZM129 244H130L131 247L129 246ZM132 244H134V246H132ZM202 244H203V243H202ZM202 244L199 245V247L202 246ZM204 244H203V245H204ZM5 245H6V246H9V245H10L12 248H10V246L7 248ZM17 245H19V246H17ZM25 245H26V246H25ZM39 245H40V246H39ZM122 245H123L124 248H122ZM20 246H21V247H20ZM42 246H44V247H42ZM48 246H49L50 248H49ZM80 246H81V245H80ZM104 246H105V247H104ZM109 246H110V247H109ZM113 246H114V247H113ZM126 246H129V247H126ZM136 246H137V248L139 247V248H141V249L138 250V249L136 248ZM16 247H17V249L20 247V248L18 249L17 252L20 253L22 256L19 255V254L15 251ZM22 247H23V248H22ZM26 247H27V249L24 251L23 249H25ZM28 247H29V248H32V249H29ZM40 247H41V248H40ZM45 247L47 248L46 251L48 250V248H49V250H50V249H51V250H50V251L48 250L47 252L44 251L43 254H44V253H45V254L43 255L42 253H40V252L42 251V250H40V249L45 248ZM56 247H57V248H56ZM72 247H73L75 250L72 249ZM103 247H104V248H103ZM107 247H108V248H107ZM111 247H113L114 249L111 248ZM132 247L134 248L135 251L133 250ZM190 247H191V246H190ZM192 247H191V248H192ZM195 247H196V248H195ZM116 248H117V249H116ZM126 248H129V249L126 251ZM130 248H131V249H130ZM191 248H189V249H191ZM202 248H203V246L201 247V249H202ZM5 249H6L7 252H8L7 255H6V259L4 258V257H5V254H6ZM8 249H11V250H8ZM17 249H16V250H17ZM20 249L23 250L24 253H23V252L21 253V250H20ZM28 249H29V251L26 252ZM67 249H69V250H67ZM103 249H104V250H103ZM106 249H107V250H106ZM108 249H109V250H108ZM111 249H112V250H111ZM121 249H122V250H121ZM159 249H161V250H159ZM12 250H13V251H12ZM19 250H20V251H19ZM56 250L60 253V255L57 254ZM64 250H65V251H64ZM115 250H117V251H115ZM132 250H133V254H134V255L132 254ZM137 250H138V251H137ZM158 250L161 251V252H159L160 254H162V253L164 254V252H165V251L162 252V248H161V247H159ZM164 250H165V248H164ZM198 250H200V249H198ZM1 251H2V252H1ZM51 251H52V252H51ZM60 251H62V252H60ZM74 251H76V252H74ZM103 251H104V252L106 251V253H103ZM107 251H108V252H107ZM118 251H119V252H118ZM121 251L124 252V254L122 253L123 256H122V254H121ZM129 251H131V252H130L129 254H126V253H128ZM146 251H147V253H145ZM25 252H26V253H25ZM36 252H37V254H38V253H39V254L37 255ZM54 252H55V253H54ZM98 252H100V251H98ZM156 252H158V251H156ZM11 253H12V254H11ZM13 253H14V256H15V254L17 253V254L19 255V257H18L17 255L14 257V256H13ZM49 253H50V255H51V254H52V255L50 256ZM53 253H54V254H53ZM67 253H68L69 256L66 255ZM107 253H108V254H107ZM110 253H113V254H114V253H115V254L118 253V254H117V255H115V254L113 255V254H112V256H110ZM143 253H141L142 256H144ZM165 253H166V252H165ZM35 254H36V255H35ZM55 254H57V255L59 256V258H57V257L55 258ZM61 254H63V255H61ZM71 254H72V255H71ZM130 254H131V255H130ZM3 255H4V256H3ZM9 255H11L12 257L9 256ZM39 255H41V256L43 255L45 258H44L43 256H42V258H41V256H39ZM47 255H49L50 258H49V256H47ZM64 255H65L66 257H65ZM107 255H108V256H107ZM129 255H130V256H129ZM205 255L208 256V253H206ZM71 256H72V257H71ZM77 256H78V255H77ZM139 256H140V255H139ZM139 256H138V257H135V258H139ZM13 257H14L16 260H15ZM16 257L19 258V260H17ZM20 257H21V259H20ZM51 257H52V258H51ZM63 257H65V259H64ZM109 257H110V258L112 257L113 259H110ZM123 257H124V258H123ZM8 258H9V259H8ZM10 258H11V260L14 259V260L11 261L12 263L10 262ZM35 258H36V259H35ZM38 258H39V260H38ZM53 258H55V259H53ZM108 258H109L110 260H109ZM1 259H2V261H1ZM4 259H5V260H4ZM7 259H8V260H7ZM44 259H45V260H44ZM50 259H51V260H50ZM57 259H59V260H57ZM130 259H128V260H130ZM46 260H48L47 263L45 262ZM49 260H50V261H49ZM70 260H71V261H70ZM123 260H122V261H123ZM4 261H5V262L8 261V262L5 263ZM54 261H55V262H54ZM65 261H66V260H65ZM38 262H39V263H38ZM50 262H51V263H50ZM53 262H54V263H53ZM74 262H75V261H74ZM113 262H111V263H113ZM65 263H66V262H65ZM97 264H98V263H97Z\"/></svg>",
    "mask_w": 264,
    "mask_h": 264
}]
</instances>
